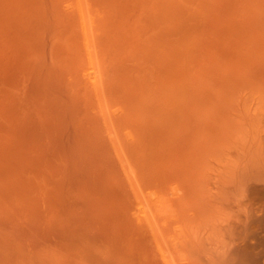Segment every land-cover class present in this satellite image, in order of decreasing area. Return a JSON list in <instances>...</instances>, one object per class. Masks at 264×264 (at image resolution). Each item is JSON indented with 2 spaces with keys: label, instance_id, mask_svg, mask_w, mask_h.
<instances>
[{
  "label": "bare ground",
  "instance_id": "obj_1",
  "mask_svg": "<svg viewBox=\"0 0 264 264\" xmlns=\"http://www.w3.org/2000/svg\"><path fill=\"white\" fill-rule=\"evenodd\" d=\"M111 1L112 0H0V28L3 27V31H5L4 28L5 29H7L9 27L11 28L13 25L17 24L18 25L17 29L19 30L17 33L20 36H23L24 40H26L25 36L34 38L33 40H35L36 37L42 35L41 36L43 38L42 42L45 43L46 40H47V43L48 42L52 43V42H54L56 40L55 41L57 43V44H55V46H56V45H58V42H59V41L57 42V40H60V38L63 35H65L66 33H72L73 30H74L73 28L77 27V30L81 34L80 38H81L82 41L79 42V44L80 43L82 44V45L80 44L81 50L83 51L82 53H84V55H82V57L85 56L86 62H87V66H86V63L84 65V66H86L85 70L83 71L84 72L83 73L84 80L80 79L82 81V83L79 84V85L84 90V86H82V85H84L83 81H88L89 83L88 82L87 83L89 85V88H91L90 85H92V88H94L95 91H96L95 93L97 95L100 94L101 96L104 95V98L109 93H113L114 95H116V93H117V90L115 88H114L115 90H113V89L111 90V88H112L111 85L112 84L110 82L109 83L111 85L109 87H107L108 90L106 89V86H104L106 80L110 81L108 79V77H107L108 76L107 74H109L111 72V70H109L108 68L106 70L105 62H104V56H105L106 60L109 59V56H107V55H108V52L110 50L109 47L112 46L111 45L112 42L110 43V41H109L110 31L114 30L113 27H110L111 22L113 23V26L116 25L115 28H116L117 31L121 29L120 31H118L119 33H121V35H124V33H126L127 35L126 34L125 35L128 36V37L130 35H129L128 30L126 28H128L129 26H130V29L137 28L138 29V33H140V31L144 32V30L146 32H148V31L151 32V33L150 32H148V33L144 32V35L145 34H147V35L150 34V36H152L156 32L155 36H152V37H154V40L156 38L155 42H157V40H161L160 44L162 45V39H158V38L159 37L163 38L164 41L169 46H172V48L175 49V51H177L178 50L177 48H179L180 44L183 43V39L185 37L187 38L189 36L188 34L192 33L191 30L193 28H194V31L196 29L198 31L199 28H200L199 31H201L202 29H206L207 26L212 28V29L206 30V31H210V33L207 32L208 34H210L209 35L210 39H208L209 36L207 38V40H208L207 44H205L206 42L204 41V39H202V37L199 34H197L198 36H196V37L200 36V38L204 42H202V41H197V42H201L202 46H206L207 45L206 47L209 48V52L210 53L214 52L215 56L213 58L208 57V54H207L208 51L205 50L204 47H200V44L198 45V44L192 43V40H191L190 43L186 44L187 46H184L183 44H182L183 47L180 46L181 49H183V50H181L178 53V57H181L182 55L186 54L187 47L188 48L190 47L192 49L193 52H191V54L194 53L195 56L192 55L193 56L192 57V61L193 62H191L192 64L191 63L189 64V62H188V68L194 67L193 69H195V71L193 69H191V70H193L192 71L193 72L192 75L194 77L189 79V80H187L188 79V77H187L186 79L183 80V81L187 80L186 82H183L182 80L180 81L179 79H177V80L174 79L176 77L180 78L179 75L176 76V77H175L174 74H173L174 76L172 75L173 79H172V82L170 84L173 85V83H176V87L179 86L178 89H177L178 91L175 92V90H173L175 92V95L173 94L172 89L170 90V87L171 88L174 87L173 89H176L175 86H172V85L170 86L169 85L170 87H167L166 85H164V82H163V85L165 86V87L163 86L164 87L163 89H164V91H167V93L164 92V91L163 92L166 93L167 95L168 94L171 95L170 91H172V96H174L173 99L176 97L175 100L171 99V102L174 101V105L172 104L173 106L171 105L170 100L167 101L168 103H170L172 108L170 106V108L168 109L169 106L164 104V101H166L167 99H164V100L162 99V93H156L155 94V92H154V95H155L154 96L153 93L151 92V95H153V97L152 96L150 97L151 98L150 101L154 100L153 102L157 105V107H158V105L161 104L160 106H161V108L164 110V112L166 114V115L164 114L163 110H161V108L159 106L158 107L159 111H161V113L165 115L164 119H163V122H164L163 125H161V123H160L161 122V118L157 114L155 116L159 117V118L156 119L158 121L155 120L153 123L158 122L160 124H157L156 126L153 125V124H148L147 120L148 121L150 120V115H151L150 109L152 110L153 102H151L152 104L147 102L146 101V99L148 100L147 97L144 100H141L142 96H140V99L139 98L137 99L138 101L141 100L139 102V104H141V102L142 103L144 102L143 103L144 107L146 106V104L148 105V103H149L148 106L149 107L151 106L149 108V110H148V108H146L147 106L144 109L145 111H147V112H145V116L146 117H147V115L150 114L148 116V118H146V122H147L149 127H147L145 125H142V126L138 125V127H139V129H138V127H137V125L135 123L137 122V124L138 123L140 124V122H139L138 119L136 121V118H134L135 122H133V124H135V125H133V124L131 125L129 123L130 126L124 120L120 121V119L122 120L123 118H125L126 116H129L130 114L131 115H135L137 113L138 114L137 116H140L141 118H142V116L140 114V111L138 109H136V107L134 108L135 105H132L133 102L130 101L131 99L129 98V96L124 97V100L125 99H129V101L126 100L127 101L126 103L130 102L131 104L128 103V105L127 104L124 105V103H120L119 101L117 102L118 97L116 95L113 99L116 98L115 101L117 102V104L118 103L120 104V107L118 106V107L115 108V106H114L113 107L114 109L112 108L111 110L110 109L105 110V106L109 107V105H107L109 102H107V101L110 99V103L113 102V99H111V97L114 96L113 94L112 95H108V96H110V98H108V96H107V99H108L107 101H106V99H104L107 102V104L104 105L103 107H102V105H103L102 104V100L103 99L100 100L101 99L100 96L98 97L99 98L98 99V101H99L98 103H99V105H101L99 108L101 109L102 118L104 120V123L106 124V128L108 126L109 128L113 127V129L112 130L110 129V131H109L108 128L107 129L105 128L104 124H103L104 128H102V126L100 125L101 124L100 123L101 120H99V124L97 123L98 120H96V121L93 120V121L97 123L98 127H99V125L101 126V127H99V129H103L102 132L105 133V130H108L106 132H108L107 135H109V139L110 140L108 138L107 139L109 141H111V143L113 144L112 145L110 143L112 145V147H114V149L116 150V153H117L116 155H118L117 157H120V155H121V153L119 154V152H120L119 149H123V150L124 149H126V150L129 149V151L131 153L133 152L132 155L135 156L136 153H134V152H139L137 149L138 148L141 149V147L146 146V145L149 146V147H154L155 150H156V148L157 149L159 148L160 150L159 149L158 150L162 154L164 153V156H167V158H165L166 161L164 160L165 162H167V164H164V166L167 165V167L165 166L166 168L163 169V170L165 171L166 174H168L170 176L169 178H170L171 181L168 180V179L167 180L165 179L167 177L164 176V172H163V174L161 173L158 176V178L160 177L161 180L156 178L157 177V173L156 172H155L156 176L153 177L154 176L153 173H154V171H156V169H154L155 165L154 166H149V165H153V164L150 163L148 165V161L146 163H147L148 167L154 169V171H152V174H150V173L148 174V177H149V175H152L153 179L156 178L155 180L156 181L159 180V182H160V181L163 180V178H161L163 176L164 179H165L164 180L165 183L167 181L169 183V181H170V183H169L170 186H165L168 183L164 185V181L162 182L163 184H161V182H160V184L159 183L155 184V185H158V187L154 186L156 188H159V190H160L159 186L160 185L161 186L164 185L167 189H169V191H168L169 192V196L168 197L166 196V198H165V195H161V194H160L161 196L160 195H156L157 192L155 193V190H149V192L151 191V193H149L148 195H150V194L152 195V192L154 191L153 192L154 195H152L154 197L151 196L153 200H151V202L149 204L145 205L143 203V200H140V198H142V197H139V195H138V199L140 200L139 202L136 201V203L138 204V208H136V205H135V208H136L135 210L136 211L133 210L134 212H136L135 213L136 216L133 214L134 217L136 218V220L138 218L139 222H142L143 224L147 225V227L150 229L152 238L154 240L153 242L155 244L154 246L157 247V249H156L158 251L157 254H159L158 256H160L162 264H191V263H194V262L196 264H264V0H219V1L218 0H216V1L215 0H210V2H208V0H207V4L205 2V4L203 6H207V9H209L208 10L209 13L213 9L212 10L213 13L211 12L212 15L210 13V15L213 16V17L211 18V16L208 15L209 13H207V11L205 12L203 10L205 13H207V16H209V18L207 19V16L204 15L205 16L204 23L202 22L200 24H196L199 20H197V22L194 23L195 19H201L200 16H199V18H197L198 17L197 14L198 15L202 14V16L204 14V13H202V10L200 11L201 12L200 14L197 11H195V10L198 9L197 8L199 6L198 4L202 5L201 3H203V2H200V0H141V2H142L141 4L144 5V9L146 10V14L145 15H147L146 16L147 20L150 17V16L148 17V14H151V17H150V21H151L150 25L151 26L149 27V29H148V25L149 24H147V25L145 24V23H147V20L146 19L143 20V18H145L144 13L142 12L143 14L142 13L140 14V12H141V10H139L140 0H135V1L133 0L134 2L131 1V3H133V4H130L133 7L129 5L131 8L129 6H126L127 7L126 9H129V8L132 9V8L137 7L138 8L137 11L139 13H137V11H136L137 8H135V11H133L132 13H130L131 11H126L124 9V12L126 11V14H125L126 16L124 17L125 19L127 17L129 18V15H131L133 13H135V14L137 13L135 15L136 17L134 16L132 18V22L134 20V24H131V25L129 24L128 21H126L127 24L125 23V21L124 22L120 21L121 16H118V17H120V19L117 20V18H116L117 15L116 14H118V13H116V12L123 13V12H121L122 7L118 5L119 8H117V7H115L116 5H114L115 3H113L112 7L114 6L115 8L114 7L111 8V3H112ZM115 1H117V0H115ZM122 1L126 2V0H121V2ZM15 2H16V4H14ZM109 3H110V7L108 6ZM118 4H119V2H118ZM215 5L217 6V8H216ZM106 7L107 8H111V11H113L112 9H115L112 12L113 15L115 14L114 17H110V14L108 15L109 17H107V15H106L107 12L106 11L108 9H106ZM214 7H215V9H214ZM193 8H195L194 11H193ZM201 8H203V7H201ZM218 10H221V11L218 12ZM111 11L108 10V13L111 12ZM147 12H148V14H147ZM195 13H197V14H195ZM220 13H222L221 14L222 16H219ZM121 15H123V14H121ZM134 18H137V19L135 20ZM138 19H139V22L137 23ZM21 20H22V23L24 24L22 29H21V27H19V25H21ZM115 20L118 21V22H115L117 24L114 25V21ZM129 20L131 21V19H129ZM121 22H123V23H121ZM140 22H141V24L143 23L142 26L144 25L143 26V30L141 29L142 26L140 25ZM123 24H124V26L126 24V26L125 27L121 26ZM135 24H137L136 27H135ZM203 25L205 26L204 28H203ZM196 26H197V28H196ZM146 27H147L148 31L146 29H144ZM201 27H202V29H201ZM10 28H9V30H10ZM17 29H16V31H17ZM139 29H140V31H139ZM12 30H14V29H12ZM122 30H123L124 33L121 32ZM1 31H2V29H1ZM10 31H8V32H10ZM206 31L204 30L202 34H205ZM11 32H13V31H11ZM131 32L134 33V34H132L130 36V37H134V39H135L134 41L139 39L138 37L142 36V34H138L136 30L135 31L133 30ZM143 32H141V33H143ZM152 32H153V34H152ZM4 34L5 33H3V35ZM16 34H15V36H16ZM3 35H1V36L3 37ZM7 35L11 36L10 33L7 34ZM4 36H6V35H4ZM9 38H7V39H9ZM200 38H198V39L201 40ZM7 39H6V41H7ZM145 39L146 38H142V42H141L142 46L144 47L143 50L147 49L145 46H146V44L148 42ZM187 39L189 40V38H187ZM0 40L2 42V38ZM105 40H107L109 42V47H107V48L104 47ZM110 40H111V38H110ZM38 41H40L39 38H38ZM115 41H113V44L115 46V49H117L116 47H118V45H115V43H117ZM4 42H2V44ZM9 42H11V40ZM30 42H28V44ZM61 42H63V40ZM143 42H146V44L143 43ZM155 42H153L152 44H154ZM165 42H163V44ZM185 42H187V41H185ZM23 43L24 42L22 41L21 44L23 45ZM26 43H27V41H26ZM5 44H6V46H8L7 49L3 48V46H2V48L5 49V51L6 50L8 51V48L10 46L7 45V42ZM39 44H40V42H39ZM19 45H18V47H20ZM24 45H25V43H24ZM32 45L30 46L31 48H32ZM128 45H132L131 42L128 43ZM27 46H26V49L29 48V46L28 47ZM40 46H41V44H40ZM47 46H48V44H47ZM47 46H44L45 47L44 49H46V51L49 50V48ZM61 46L62 45H60L59 47L61 48ZM134 46H135V44H134ZM137 46H138V44H136V47ZM142 46H140V47H142ZM149 46L151 47V45H149ZM35 47H37V45H35ZM53 47L54 46H52L51 49ZM150 47H148V49ZM193 47H195V49ZM197 47H199L198 50H196ZM62 48H64V47H62ZM168 48L169 47H166L164 49H167L169 51L170 49H168ZM14 49H15V45H14ZM16 49H18V48H16ZM115 49H114V52H115ZM148 49H147V51L144 50V52L147 53L149 51L151 53V49L154 50L152 52H155V53L157 52L153 48H150V50H148ZM164 49H163V51H164ZM201 49H204V50H201ZM18 50L23 51L24 49L22 50L21 47H20V49H18ZM30 50L28 52H30ZM56 50H58V51L55 53L56 55L54 54L55 55L54 57H56L57 55H59L61 53V52H59V48L58 47L56 48ZM118 50L120 51V49H117V51ZM12 51H15L14 53H16L15 58H17L19 53H21L19 51V53L17 54L16 50H12ZM12 51H10V52H12ZM25 51H24V53H25ZM37 51H38V47H37V50L33 52V54L35 52H37ZM51 51H54V49L51 50ZM111 51H113V50L111 49ZM202 51H205V52H202ZM43 52H44L43 54L45 55V51H43ZM66 52H67V49L64 48L62 53H66ZM68 52H67V55H68ZM149 52L147 53V55L150 54ZM188 52H190V51H188ZM47 53H48V55H51L53 52L51 53V52L48 51ZM57 53H59V54H57ZM142 53H143V51H142ZM155 53H154V55L151 54L150 60H154V59H151V58L153 56H155ZM27 54H29V53H27ZM31 54H32V52H31ZM80 54H79V56H80ZM120 54H121V56L118 55V57L119 58L121 57V60L119 58H117L118 59V63L120 62L119 65H117V67H121V62H123V61H124L123 65H125L126 62L131 63L130 60L128 61V60L125 59L126 56L123 53H120ZM165 54H166V52H165ZM165 54H164V57H165ZM29 55H26L27 59L30 56L33 57V58L35 56H37V55H34V56L33 55L29 56ZM123 55L125 57H123ZM160 55H162V53ZM41 56H42V54H41ZM51 56L53 57V54ZM149 56L150 55H148V57ZM20 57H22V55H20ZM24 57L25 56H23V58ZM43 57L44 56H42V59H43ZM54 57H53V59H54ZM82 57L80 56V58H82ZM107 57H108V59H107ZM110 57H112V56H110ZM166 57H167V55H166ZM166 57H165V59H166ZM59 58H60V55H59ZM71 58H73V57L71 56ZM77 58H78V56H77ZM157 58L159 59L160 56L157 57ZM163 58H162V60L159 59V60H161L160 63L164 62V61H166V63H167V60H163ZM173 58H172V56L169 58V59H172V61L170 60L171 63L168 61L169 64H167V65L161 64V65H163V68L165 66H168V65H172L169 68L174 67V65L175 66L178 65L176 67H181V68L185 67L184 70L187 69V64L186 63L182 64L183 60H182V62L180 61L181 64H179V63L177 64V63H173V60H174ZM60 59H61V61L58 59V57H56V60H55V62L57 63V65H56L57 69H59V66L60 67L62 66V65H60L58 63H60V62L64 63V61L62 60V57ZM112 59L117 61L114 57H112ZM184 59H186V58H184ZM18 60H19V58H18ZM50 60H51V58H50ZM57 60L59 62H57ZM72 60H74V59H72ZM150 60L148 59V61L146 60L145 62L144 61L140 62L139 59H138V61L140 63V64H138L137 63V58H136L135 64L136 63L138 64L137 65L138 68L136 66L137 69L135 68V66L133 64L134 62L131 63V64H133V66H134L133 68L136 69V71L139 70V69L140 70L144 69L142 71L145 72V71H148V64H149L148 62H151ZM26 61L27 60L25 58V62ZM66 61H68V60H66ZM69 61H71V59ZM184 62H185V60H184ZM19 63H16V64L19 66V65H21ZM21 63H24L23 60L21 61ZM193 63H195L196 65L192 66ZM5 65H6V63H5ZM38 65H36V67H38ZM114 65L116 66V63ZM139 65L143 66V68H141ZM146 65H147V67L145 68ZM200 65H204V67H201L198 70V67ZM1 66H2V64H1ZM50 66H51L50 68H52V65H50ZM41 68L42 67H40V69ZM53 68H55V67H53ZM77 68H78V65H77ZM77 68H76V70H77ZM113 68H116V67H113ZM166 68H168V67H165L163 70H166ZM23 69H25V68H23ZM73 69L75 70L74 66H73ZM118 69L119 68H117L116 70L113 69L115 72L112 71L111 74H110L111 76L109 77L110 79L114 80V81H112V83H114V85H116V82L118 80H120V79H117V77H116L117 75H119V71H117ZM145 69H147V70H145ZM8 70L9 69H7V71H5V72H7V74L10 72V70H9V72H8ZM25 70H26V74H27V69H25ZM48 70H50V69H48ZM12 71L15 72L14 70H12ZM107 71H108V73H107ZM123 71H124V68H123ZM123 71H120L121 73H120L119 76H121V78H123V75H124ZM0 72L4 73V70L0 71ZM19 72H21V71H19ZM41 72H42V70H41ZM59 72H61V74L63 73L61 70H59ZM68 72H69V70L66 71L67 77H68V74H67ZM76 72L78 73L79 71L77 70ZM167 72H169V75H171V70L170 71L168 70ZM177 72H174V70H173V73H177ZM10 73L13 74V76L15 75V73H12V72H10ZM23 73H24V71H23ZM77 73L75 75H78ZM113 73H114V75L116 73V76H113L112 75ZM140 73H142V72L140 71L138 73V75L142 76ZM162 73H164V71ZM7 74H5V78L3 80L0 79V83H1V80L3 82L5 79H7V76H8ZM38 74L40 75V73H38ZM51 74H53V73H51ZM121 74H123V75H121ZM134 74H131V75L134 76ZM3 75H1L0 78H3L2 77ZM69 75H71V74H69ZM164 75L165 74H163V76ZM166 75H167V73H166ZM169 75H167L165 78H170ZM9 76H10V74H9ZM13 76H12L13 79L11 77L10 78L13 81H15L16 78H14ZM17 76L20 78L19 75H17ZM143 76L146 77L147 74L143 75ZM64 77L66 78V76H64ZM64 77L62 79H64ZM76 77L77 76H75V78H74V76H73V79H75V81L77 80ZM79 77H80V75H79ZM113 77H115L117 81H115V78H113ZM70 78H71V76H70ZM147 78L150 79V80H147ZM152 78L153 77L150 78V76H148V77H146V81L150 82V83H148L149 86H151L152 88L153 87L155 88V86H153L154 85V83H153L154 79H152ZM165 78H164V80L166 82L167 80ZM135 79H137V78H135V76L131 77V81L133 82V84L136 83ZM21 80H23V79H21ZM30 80L31 79H29V81ZM72 80H70V84H71ZM121 80H123V79H121ZM169 80H171V79H169ZM32 81H33V79H32ZM75 81L72 82V85L74 84ZM16 82H18V81H16ZM23 82L27 83L25 81H23ZM31 82H29V83L32 84ZM53 82L55 83V81H53ZM63 82L60 81V83H63ZM66 82L68 84V78H67ZM179 82H181V83H179ZM10 83H12V82H10ZM24 83L21 82V85L24 84ZM33 83H35V81ZM87 83H85V84H87ZM152 83H153V85H151ZM3 85L5 86L4 83H3ZM6 85H8V84H6ZM15 85L17 86V83H15L14 86ZM41 85L43 86L44 82H43V84L41 83ZM54 85H56V84H54ZM72 85H71V88L73 90ZM79 85L78 84L76 86L74 85V87H76V88H74V90L78 91L77 93H79V90H80V87H78ZM19 86H20V84H19ZM37 86H40V85H37ZM47 86H50V85L48 84ZM119 86H124V85L119 83ZM138 86L139 85H134V90H132L130 88V90L133 91L135 93V95L137 93H138V95H141V92L143 93V90H145V88L143 89V86L140 85L142 87L141 90L139 88L140 86L139 87ZM6 87L7 86H5V88ZM85 87H87V85H85ZM136 87L139 90L136 89ZM9 88H11V87H9ZM26 88L27 87L25 86L24 91L27 90ZM39 88H38V90H39ZM4 89L2 90V93L3 92L5 93L8 90V89H5L6 91H4ZM68 89H67V91H68ZM77 89H79V90H77ZM88 89L86 91V95L89 94L88 96H90L91 95L90 94L91 91L88 93ZM127 89H128V91L126 90L124 96H126V94L127 95L129 94L128 93L129 92V87L128 86H127ZM135 89L138 92L135 91ZM9 90H11V89H9ZM13 90H15V89H13ZM56 90H58V89H56ZM18 91H19L20 94H21V92L23 93V91H20V90H18ZM40 91H42V89ZM145 91H144V93H145ZM16 92H17V90L15 91V93ZM2 93H1V95H2ZM10 93H12L10 96H12V97L15 96V94H13L14 92L10 91ZM27 93H28V91H27ZM27 93H26V91L24 92V94H27ZM36 93H38V92H36ZM43 93L46 94L44 91H43ZM55 93L61 95L60 91L58 93H57V91H55L54 93L52 92L51 94H55ZM68 93L71 94L73 92L70 93V91H68ZM144 93L142 95L145 97V96H147L146 93H148V91H146L145 94ZM18 94L15 96L16 98L19 96ZM28 94H30V93H28ZM48 94L49 93H47V96H50L49 99L52 98L51 95H48ZM69 94L67 95L68 97H69ZM92 94H94V93H92ZM138 95H136V96L138 97ZM44 96H46V95H44ZM23 97H25V96H23ZM74 97H73V100H75L76 97H78V96L76 95L75 99H74ZM79 97H82V96H79ZM14 98H12V99H14ZM19 98H21V97H19ZM29 98H30V96H29ZM29 98H27V101H28ZM152 98H154V99H152ZM21 99L23 100L25 98H21ZM67 99L65 100V102L70 101L71 98L69 100H67ZM161 99L163 100V102H162ZM8 100H9V98H8ZM30 100H33V99H30ZM96 100H97V98H96ZM96 100L94 99V101H96ZM155 100H157V101H155ZM50 101H53V100H50ZM115 101L113 103H115ZM3 102H4V100H3ZM39 102H41V101L39 100ZM53 102H55V101H53ZM81 102L83 103L84 101L81 100ZM157 102H159V103H157ZM161 102L163 103V105L167 106V108L165 106L163 108L162 107L163 105H162ZM8 103H10V102H8ZM8 103H6V104H8ZM21 103L24 104L23 101ZM41 103L43 105H45V107L48 106V105L44 104L43 101ZM96 103H97V101H96ZM13 104H14V102H13ZM17 104H14V105H17ZM27 104H29V103H27ZM31 104H32V102H31ZM33 104H34V107L36 105H38V104L35 105V103H33ZM77 104H79V103L77 102L76 105ZM129 104L132 105L131 108L133 110L129 109L130 108ZM143 104H141V105H143ZM66 105H67V103L65 104V107H66ZM76 105H75V108L77 107ZM79 105L81 106L79 108L82 109V105L83 104H79ZM113 105H115V104H113ZM113 105L111 104L110 107H112ZM18 106H20V105H17L15 107H18ZM40 106L41 105H39L37 107L40 108ZM67 106H69V105H67ZM91 106L94 107V105H91ZM121 106H123V107H121ZM125 106L128 107V109L124 108ZM28 107H30V106H28ZM8 108H6V109H8ZM11 108L13 109L14 106L11 107ZM23 108H21V109H23ZM59 108H61V107H59ZM79 108L77 107V109H79ZM84 108H85L84 112L81 110L82 115L85 112H86V115H87V113H88L86 111L87 108L85 106H84ZM103 108H104V110H103ZM14 109L16 110L17 108H14ZM61 109H59V111H63ZM67 109H69V108H67ZM91 109H92V107H91ZM154 109H155V107H154ZM165 109L166 110L168 109V110L166 111ZM71 110H72V108H71ZM97 110H99V109H97ZM17 111L18 112L20 111V113H21L22 110H20L18 108ZM91 111L94 114L93 110H91ZM137 111H139V112H137ZM2 112L3 111H1V113ZM71 112L72 111H70V113ZM98 112H100V111H97L96 113L98 114ZM153 112L156 113V110H154ZM27 113H30V112H27ZM31 113H32V111H31ZM40 113H41V115L39 113H38V115H40V119H41V117H44V116L42 114L43 112H40ZM92 113H90V114H92ZM16 114H17V112H16ZM16 114H15V117H16ZM22 114H24V113H22ZM71 114H69V115H71ZM1 115H2V118L5 116V115H3V113ZM1 115H0V117H1ZM24 115H18V117L21 118L20 116L24 117ZM29 115L30 114H28L27 119L31 118V116L29 117ZM44 115H45L46 120H47L48 116L50 117L49 114H47L48 116H46V114H44ZM84 115L82 117H84ZM36 116H37V114H36ZM96 116H98V115H96ZM11 117H13V115L10 116V118ZM74 117H75V114L73 115V118ZM5 118H6L5 120H8L7 117H5ZM19 118L17 120H20ZM61 118H62V116H61ZM61 118H59V119H61ZM79 118L80 117L76 118L77 121L78 120L80 121ZM88 118L89 117H87V119H86V117H85V119L89 121L90 118L89 119ZM3 119L0 118V122ZM23 119H21V120H23ZM36 119H39V116ZM68 119H70V118H68ZM130 119H133V118L130 117ZM5 120H3V121H5ZM49 120H51V119H49ZM82 120L83 119L81 118V121ZM3 121H2V123L7 124L6 121L5 122H3ZM13 121H14V118H13ZM25 121H27V120H25ZM25 121L23 123H20V124L24 125V123H26ZM30 121L33 122L32 119ZM57 121H58V119H57ZM114 121L115 122H119L120 121V123L124 122L125 125L127 124L129 126L128 127L126 125L127 128H130L131 126L135 127L133 131H130L131 129H129L128 132L125 133V131H124V133H123L124 135H126L127 140H125V141H127L128 144H127V142L126 143L124 142V139H126V138H124L123 140L120 141V139L117 137V131L116 132L114 131V127H115V125H113ZM9 122H8V125H10ZM15 122L17 123V121H15ZM83 122L84 121H82L80 123H83ZM90 122H88V124ZM101 122H103V121H101ZM2 123L0 124L1 126H2ZM28 123H29V120H28ZM37 123H39V122L37 121ZM44 123L45 122H43V124ZM47 123H45L46 124L45 126H47ZM52 123H53V121H52ZM55 123H56V121H55ZM64 123H65L64 126L67 125L66 124L67 122H64ZM80 123H78V124L81 125ZM120 123H118V124H120ZM142 123H144V122H142ZM43 124H41L42 128L41 127H39V128L44 132V129H45L44 127L45 126L43 127L42 126ZM59 124H62V123H59ZM107 124H109L110 126L107 125ZM111 124H112V126H111ZM17 125H18V123H17ZM68 125H69V123H68ZM74 125L76 126V124H74ZM92 125L94 126V124L91 123L90 126L92 127ZM158 125H161V126H158ZM30 126H33V125L31 124ZM64 126H63V128H64ZM83 126H84V124H83ZM14 127L16 128V126H13V130H14ZM69 127H72V126H69ZM46 128L47 129H45V132H47V130L51 131V132H47L48 134L52 133V131H54L53 129H56L54 127H53V129H51V126L50 127L47 126ZM77 128H78V126H77ZM124 128H123V130H124ZM17 129H19V127L16 128V131H17ZM34 129H35V127H34ZM68 129H70V128H68ZM85 129H86V127H85ZM87 129L89 130L91 128H87ZM0 130H2V129H0ZM66 130H67V127H66ZM91 130H89V131H91ZM94 130H96V129H94ZM116 130H118V129L116 128ZM3 131H5V133H6L5 129H3ZM3 131H2V134H3ZM59 131L60 130H58V134L55 133L56 134L55 141L59 139V137H57V135H59L61 133V132L59 133ZM63 131H64V129L62 130V132ZM84 131L85 130H83V133H85ZM7 132L9 133V129H8ZM22 132H25V129H22ZM36 132L38 133V130ZM36 132H35L34 137L36 136ZM45 132H44L45 135L42 133L43 136H47ZM70 132L73 133V131H70ZM86 132H87V130H86ZM100 132L101 131H99V133ZM12 133L13 132H10V134H11V135L9 134L10 137L13 135ZM14 133H17V132H15V130H14ZM71 133L68 134V136L70 135V137H71ZM81 133L82 132H80L79 134L76 133V134L79 135L78 139H80V140H82V138H80V137H82V136H80ZM25 134L21 135V138H20L21 140H22V137L25 138ZM123 134H120V135H123ZM16 135H14V136H16ZM65 135H67V134L65 133ZM105 135H106V133H105ZM52 136H54V135L52 134ZM63 136H64V132H63ZM68 136H67V138H68ZM85 136H86V133H85ZM87 136H88V134H87ZM90 136H92V135H89L88 138ZM10 137L8 138L6 136L7 139L11 140L13 136L11 138ZM29 137H33L32 134H31V136L29 135ZM64 137L61 138V141H64V139H63ZM1 138H2V136H1ZM14 138L15 137H13V141H15ZM37 138L39 140V138H43V137L41 135L40 137L38 136ZM51 138L53 139L54 137H49V139H51ZM90 138H92V137H90ZM120 138H123V137H120ZM18 139L15 142H18ZM85 139L86 138H84V142H87V141H85ZM30 140H32V139H30ZM45 140H46V142H49L48 141V137ZM108 140L105 141L103 139V140H100V141H102V143H103V141H105L104 143H106ZM0 141H2V139ZM40 141H43V139L40 140ZM44 142L45 141H43V144L46 143V142L45 143ZM58 142H59V140H58ZM2 143L0 142V145ZM49 143H52L53 147L55 146V145H53L52 141L49 142ZM59 143H61V142H59ZM88 143H90V142H88ZM9 144L12 145V141H11V143L9 142ZM40 144H41V142H40ZM57 144L58 143H56V145ZM110 144H109V147H110ZM3 145H5V144L3 143L1 147H3ZM6 145H7V143H6ZM69 145L71 146V144H69ZM79 145H80V143H79ZM123 145H125L124 147H127V148H124ZM8 147H9V145H8ZM24 147H25V145H24ZM30 147L32 148V145H30ZM48 147H50V146H48ZM48 147H47L46 150L55 149V148H48ZM74 147H76V145H74ZM92 147H93V145H92ZM106 147H104V149ZM17 148H20V147H17ZM17 148H15V150ZM25 148H24V151L28 147L26 149ZM144 148H146V147H144ZM13 149L12 150L10 149L11 152L8 149H6V150L4 149L2 151L5 153V151L8 150L9 151V152H7L8 155L9 154L12 155ZM40 149H43V147H41ZM81 149H82V147H81ZM18 150H20V149H18ZM123 150H121V151H123ZM21 151H20V153H21ZM80 151H82V150H80ZM152 151H153V149L151 150V157H152ZM15 152H17V150ZM64 152L65 151H63V153ZM69 152H71V151H69ZM83 152H85V151H83ZM112 152H114V151L112 150ZM124 152H125V150H124ZM7 153H6V155H7ZM40 153H43V152L40 151ZM74 153H75V151H74ZM82 153L80 155H82ZM94 153H95V151H94ZM19 154H16V155H19ZM21 154L19 156H21ZM84 154L85 153H83V155ZM88 154L89 153H87V155ZM123 154L126 157L127 162L123 161L125 164L124 163H121V164H123L124 166H127L128 163H130V161L132 159L130 160L128 158L129 156H127L126 153H123ZM8 155H7V157H8ZM97 155H98V153H97ZM13 156H14V154H13ZM13 156H11V158ZM89 156H91V154ZM100 156H101V153H100ZM4 157L6 158V156L0 157V160L2 158V160L4 161V159H5ZM14 157L17 158L16 156H14ZM23 157H24V155H23ZM51 157H52V155H51ZM74 157H75V155H74ZM88 157H86V158H88ZM101 157H99V158L102 159ZM135 157H138V156H135ZM8 158H6V159H8ZM20 158L19 157L17 158L18 161H19ZM52 158H54V156ZM77 158L79 159V157H77ZM121 158H123V157H121ZM149 158H150V156H149ZM149 158L147 160H149ZM156 158L157 157H155L153 159H156ZM55 159H53V160H55ZM72 159L74 160V162H76L74 158H72ZM78 159H77V161H78ZM124 159L125 158H123L121 160H124ZM89 160H91V159H89ZM121 160H120V162H121ZM128 160H129V162H128ZM3 161H0V162H3ZM15 162H16V160H15ZM131 162H133V161H131ZM154 162L156 163V161H154ZM3 163L5 164L6 161L3 162ZM22 163H23V161H22ZM29 163L31 164L30 161H29ZM29 163H27V164L30 165ZM34 163L36 165V161H34ZM98 163H100V161ZM126 163H127V165H126ZM144 163H145V161H144ZM158 163H159V160H158ZM0 164H2V163H0ZM44 164L45 163H43V168H45ZM53 164H55V163H53ZM67 164H68V162H67ZM76 165H77V163H76ZM23 166H25V165L23 164ZM38 166H40V165L38 164ZM48 166H50V165L48 164ZM48 166H46V167H48ZM129 166H131V168H132L134 165L132 163H130ZM144 166L145 165H143V167ZM20 167H22V166H20ZM31 167H33V166H31ZM56 167L59 168L58 166H56ZM2 168H4V167H2ZM11 168H13V169L14 168H18V166H16V167L12 166ZM22 168H24V167H22ZM25 168H26V166H25ZM83 168H85V167H83ZM7 169H10V168H7ZM4 170H6V169H4ZM10 170H8V171H10ZM29 170H30V168H29ZM40 170H41V168H40ZM82 170L85 171V169H82ZM141 170H142V168H141ZM147 170H150V169H147ZM20 171L23 174L25 172V171L22 172L23 170H20ZM36 171H38V170H36ZM55 171H56V168H55ZM135 171H136V169H135ZM2 172H3V169H1V172H0L1 175H2ZM18 172H19V169H18L17 173ZM26 172H28V170H26ZM45 172H47V171H45ZM133 172H134V170H133ZM17 173H14V174H17ZM39 173H41V172H39ZM147 173H146V175H147ZM159 173L160 172H158V174ZM29 174H30V171H29ZM43 174H45V176L47 175L46 173H43ZM52 174H54V173H52ZM64 174L65 173H63V176H61L62 174H60V176L63 179H64ZM138 174H139V172H138ZM127 175L128 174H126V176ZM8 176L6 175L5 177H8ZM18 176L14 175L13 177L14 178L15 177L18 178ZM126 176H125V178H127L128 176L132 177L131 175H128L127 177ZM24 177H25V175H24ZM34 177H35V175H34ZM8 178L11 179V177H8ZM14 178H13V180L12 179L11 180L14 181ZM17 178H15V179H17ZM19 178H20V176H19ZM53 178H55V180L57 179L56 176H54V177L52 176V179ZM62 178H60V180L59 179L58 180L61 181ZM149 178H146L148 180H146V181L144 180V181L145 182H149V184L152 183L154 185V183L156 181L154 182L152 180V182L150 183L151 180L149 181ZM0 179H2L1 176H0ZM46 179L42 180L44 182V185H45ZM141 179H142V183L144 184L143 178H141ZM37 180L39 181V179H37ZM133 180L134 179H132V178L130 179V181H129L130 185H131V182ZM51 181H53V180H51ZM62 181H61V184H62ZM125 181H127V180H125ZM26 182H28V180ZM26 182L24 184L27 187V186H29L28 185L29 183H27V185H26ZM47 183H49V182H47ZM54 183H56V182H54ZM57 184H60V182H58ZM125 184L127 185V183H125ZM132 184L134 186L132 189H134V188L136 189L137 187H135L134 182H132ZM138 184H139V182H138ZM1 185L2 184H0V186ZM6 185H5V187H3L4 186V184H3V186H1V187L4 188V189H0V191L1 190L5 191V195L9 192L8 190H5V189H7L6 187H8ZM50 185L51 184H49V186ZM142 185L139 184L140 187ZM17 186L18 187H16V188L18 190L20 186L18 184H17ZM10 187L15 188V186H11V185H10ZM21 187H20V189H23ZM29 187L32 188L31 185ZM62 187H63V185L59 186V188H62ZM143 187H141V188H143ZM148 187L151 189L152 186H148ZM46 188H47V190L49 189L48 187H46ZM91 189H89V190H91ZM143 189H145V187ZM27 190H29V189H27ZM40 190H42V189H40ZM6 191H8V192H6ZM33 191H34V187H33ZM50 191H52V190H50ZM134 191H136V193H138V194H139V192L140 193H142V192L144 193L143 190L142 191L139 190V192H138L137 189H136ZM156 191H157V189H156ZM27 192L24 191L23 193H27ZM55 192H53V193H55ZM62 192H64V191H62ZM146 192L148 193V191H146ZM159 192L161 193L162 191L160 190ZM9 193H11V195L13 194L12 192H9ZM16 193L18 194V192H15L14 198H16V195H17ZM56 193H58V191ZM164 193L166 194V192H164ZM86 194H87V192H86ZM28 195H29V196H27L28 197V202H30L29 199H31V197H32V200H33V197H34L33 195L34 194L31 195L29 193ZM30 195H31V197H30ZM58 195L59 194H57V196ZM88 195L90 196V193ZM25 196L26 195H22V196L20 195L21 198L26 200L27 198ZM44 196L46 197L47 195H44ZM17 197H19V196H17ZM14 198H12L13 201H14ZM38 198H41V196L40 197L38 196ZM52 198H53V196H52ZM35 199H37V198L35 197L34 200ZM48 199L50 200L51 198H49V196H48ZM1 200H2V198L0 199V201ZM19 200H22V199H19ZM49 200H47V201H49ZM52 200L54 201V199H52ZM52 200H51V202H52ZM60 200H62V199L60 198ZM145 201L146 200H144V202ZM38 202H37V204H38ZM40 202H41V204H43L42 201H40ZM64 202H65V199H64L63 203ZM5 203H6V201H5ZM10 203L12 204V202H10ZM14 203H15V205L17 204V202H14ZM20 203H21V201H20ZM1 204H2V201H1ZM6 204H9V203H6ZM23 204H25V203H23ZM41 204H39L40 207H41ZM56 204H57V202H56ZM18 205H19V203H18ZM21 205H22V203H21ZM27 205H28V203H27ZM27 205H26V207H28V206H30L32 208L34 207V212H35L36 209H38V208L35 207V203H33L34 206L33 205L32 206L31 205L27 206ZM39 205H38V207H39ZM11 206H10V208L13 207V206L12 207ZM51 206L54 207V204L51 205ZM55 206H57V205H55ZM67 206H69L68 203H67ZM8 207H9V205H8ZM23 207H24V205H23ZM30 207H29V209H30ZM40 207H39V209H40ZM65 207H63V208H65ZM56 208L59 210V207H56ZM61 209H62V207H61ZM0 210H1V208H0ZM9 210H11V209H9ZM64 210H60V211H57V212H61V211H64ZM8 212H10V211H8ZM11 212H12V210H11ZM28 212H29V210H28ZM31 212H33V210ZM36 212H35V215H36ZM43 212H45V211H42V213ZM5 213H6V211H5ZM42 213H41V215H42ZM62 213H65V212H62ZM21 214L22 213H20V216H21ZM76 214L77 213L72 214V216H74V215L76 216ZM0 215H4V214L2 213ZM9 215H10V213H9ZM31 215H33V213L32 214L30 213L29 216H31ZM35 215H33V216H35ZM33 216L31 218H29L30 220L29 219L28 220L25 219V221H27V223L29 221L31 222V219L34 220ZM44 216H46V215H44ZM66 216H70L69 213L66 212ZM3 217H5V216H3ZM3 217L1 216L0 220ZM28 217L26 216V218H28ZM18 218L16 217V220ZM22 218L24 220V217H22ZM67 218L65 217L64 221H66ZM74 218H71V219L73 220ZM160 218L163 219V220L161 219L162 222H160ZM4 219H7V217H5ZM71 219L68 218V220H71ZM75 219L77 220V218H75ZM13 220H15V219H13ZM3 221L1 220V222H3ZM33 222H36V220L33 221ZM32 223L30 224V226L32 225ZM36 223H38V222H36ZM3 224H1V225H3ZM34 224L35 223H33V225ZM3 226H7V225H3ZM8 226L10 227V225H8ZM169 226H170V228L172 226V228H171V230H169V231L167 230L166 231L167 232V236H166V234H165L166 232L164 233L163 230L164 229L166 230V228L169 227ZM33 227L35 228L36 225L33 226ZM33 227L31 229L35 230ZM10 228H9V230H10ZM170 228H168V229H170ZM2 229L0 230V233H1ZM5 229L8 230L7 227ZM3 231H4V229H3ZM4 235H5V233H4ZM2 237H3V235H1V238ZM73 237L71 236V238H73ZM166 237H168V238H166ZM4 238H5V236H4ZM2 239L0 240V243L2 241H4ZM3 245H4V243L1 244V246H3ZM179 251H182V254H183V252H185V253L183 254V256L181 258L179 257L180 259H178V260H180V262L179 261L177 262V259H175V257H174L175 255L174 254L176 252H179ZM0 252L3 253L4 250L2 252L1 249H0ZM178 255H180V253Z\"/></svg>",
  "mask_w": 264,
  "mask_h": 264
},
{
  "label": "rangeland",
  "instance_id": "obj_2",
  "mask_svg": "<svg viewBox=\"0 0 264 264\" xmlns=\"http://www.w3.org/2000/svg\"><path fill=\"white\" fill-rule=\"evenodd\" d=\"M115 0H112L111 2V8H113L112 7V5H113V3H115L114 5H116L115 7H117V8H119V6H121L122 7V10H121V12H123V13H119V12H116V13H118V14H116L117 16H116V18H117V20L118 19H120V17H118V16H121V19H120V21H125V23L127 24V22L126 21H128L129 22V24L131 25V24H134V20H133V22H132V18L137 14V13H139L137 10H138V8L137 7H135V8H137L136 9V11H137V13L135 14V13H133V14H131V15H129V18L127 17L126 19L124 18L126 15V11H131L130 13H132L133 11H135V8H132V9H130L131 7L130 6H132V5H130V4H133V3H131V1H133V0H126V2H124V1H122L121 2V0H117V1H115ZM135 1V0H134ZM133 1V2H134ZM216 1V0H215ZM219 1V0H218ZM118 2H119V4H118ZM139 2V1H138ZM200 2H203V3H201L202 5H200V4H198L197 6V10H195V8H193V11L195 10V11H197L199 14L201 13L200 11L202 10V13H204L203 14V16L205 15V16H207V13H209L208 12V10L209 9H207V6H203L204 4H205V2H206V4H207V0H200ZM208 2H210V0H208ZM221 2V1H220ZM142 2H141V0H140V3H139V10H141V12H140V14L143 12L144 13V15L146 14V10L144 9V5L143 4H141ZM14 4H16V2L14 3ZM123 4V5H122ZM126 4V5H125ZM119 5V6H118ZM130 5V6H129ZM137 5V4H136ZM109 7H110V3H109V5H108ZM107 6V7H108ZM126 6H129L130 8L129 9H126L127 7ZM135 6V5H134ZM138 6V5H137ZM216 6V5H215ZM106 7V9H108L109 11H111V8H107ZM114 7V8H115ZM133 7V6H132ZM200 7V8H199ZM201 7H203V8H201ZM207 10H206V9ZM216 8H217V6H216ZM124 9L126 10L125 12H124ZM212 9V8H211ZM214 9H215V7H214ZM108 10L106 11L107 12V17H109L108 15L110 14V17H114V15H113V11L115 10V9H112L113 11H111V12H109L108 13ZM206 12L207 11V13H205L204 11ZM213 10V9H212ZM211 10V12L213 13V11ZM221 10H218V12H220ZM210 12V13H211ZM129 13V12H128ZM129 13V14H130ZM142 13V14H143ZM210 13L208 14L209 16H211L212 15V13H211V15H210ZM121 14H123V15H121ZM147 14H148V12H147ZM195 14H197V13H195ZM222 13H220V15L219 16H222L221 15ZM112 15V16H111ZM128 15V14H127ZM138 16V15H137ZM146 16L147 15H145V18H143V20L144 19H146ZM151 17V14H148V17ZM197 18H199V16H200V18L201 19H195L194 20V23L195 22H197V20H199L196 24H200V23H204V18H205V16L203 17L202 16V14H200V15H198L197 14ZM202 16V17H201ZM209 16H207V19L209 18ZM131 17V18H130ZM136 17V16H135ZM143 17V16H142ZM150 17L148 18V20H147V23H145L146 25L147 24H149L148 25V29H149V27L151 26L150 24H151V21H150ZM213 16H211V18H212ZM138 18V17H137ZM137 18H134L135 20L137 19ZM129 19H131V21L129 20ZM142 20V21H143ZM206 20V19H205ZM24 21V20H23ZM141 21V20H140ZM20 22V21H19ZM115 22H118V21H114V25L115 24H117V23H115ZM123 22H121V23H123ZM139 22V19L137 20V23ZM145 22V21H144ZM149 22V23H148ZM119 24V23H118ZM126 24H125V26H126ZM143 24V23H142ZM142 24H141V22H140V25L142 26ZM23 23H22V20H21V25H19V27H21V29H22V27H23ZM136 25L137 24H135V27H136ZM15 26V27H14ZM116 26V25H115ZM115 26H113V23L111 22V24H110V27H113L114 28V30H111L110 31V37H109V41H110V43L112 42V48L111 47H109V42L107 41V40H105V43H104V47H109V52H108V55L107 56H109V59H108V57H107V59L109 60H106V58H105V56H104V62H105V67H106V70H107V68L109 69V70H111V72L112 71H114L113 69H117V68H119L117 71H119V75H120V71H123V68H124V71H123V74H121V75H123V78H121V76H119V75H117L116 76V73H115V75H114V73L112 74L113 76H116L117 77V79H123V80H116V78L115 77H113V78H115V81H117L116 82V85H114V83H112V81H114L113 79H110L109 77L111 76L110 74H111V72L109 73V74H107L108 76V79L110 80V81H108V80H106V82H105V85L104 86H106V89L108 90V88L107 87H109L111 84V90L113 89V90H117V93H116V95H117V97H118V99H117V102L119 101L120 103H124V105H128V103H130V102H128V103H126L127 101L126 100H128L129 101V99H125L124 100V97H127V96H129V98L131 99L130 101L131 102H133L132 103V105H135L134 106V108L136 107V109H138L139 111H140V114H141V116H142V118L140 117V116H137L138 114L136 113L135 115H129L131 118H133V119H130V117L129 116H126L125 118H123L122 120L120 119V121H125L126 123H128V125H129V123L132 125L133 124V122H135V120H134V118H136V121H137V119L139 120V122H140V124L138 123L137 124V122L135 123L136 125H137V127H138V125H145V126H147V127H149L148 126V124H153V125H157V124H160L161 123V125H163V119H164V116L166 115L165 114V112H164V110L161 108V104L160 105H158V107L160 106V108H161V110H163V112H164V114H162L161 113V111H159V109H158V107H157V105L153 102V101H150V97L152 96L153 97V95H154V92H155V94L156 93H162V99L164 100V99H167L166 101H164V104L165 105H167V106H169L168 107V109L170 108V106L173 104L174 105V101L173 102H171V99H173V97L174 96H172V91L173 90H175V92L176 91H178L177 89H178V87H176V83H173V85L172 84H170L171 82H172V77L175 75V77L176 76H180V78H174V79H179L180 81L182 80H184V79H186L187 77H188V79L187 80H189V79H191V78H193L194 76L192 75L193 74V70L195 71V69H193L194 67H192V68H188V62H189V64L191 63V62H193L192 61V55H194V53L193 54H191V52H193L192 51V49L189 47H187V52H186V54L185 55H180L181 57H178V53L181 51V50H183V49H181V47H183V45L184 46H187L186 44L187 43H190L191 42V40H192V43H195V44H200V47H204L205 48V50H207L206 52H207V54H208V57H211V58H213L214 56H215V54H214V52H209V48L208 47H206V46H202L201 45V42H197V41H202V39H204V41L206 42L205 44H207V42H208V40H207V38H208V36L210 35V34H208L207 32H209L210 33V31H206V30H208V29H212V28H210L209 26H207V28L206 29H202V27H201V29L204 31H206L205 32V34H202L203 33V31L201 30V31H199L200 30V28H199V32L197 31V29L194 31V28L191 30V34H188L187 36V38H189V40L185 37L184 39H183V45L182 44H180V46H179V48H177L178 50L177 51H175V49H173L172 48V46H169L165 41H164V39L163 38H158V39H162V45L160 44L161 42V40H157V42H155V40H156V38H155V40H154V37H152V36H155V34H156V32L154 33V35H152L153 34V32H152V36H150V34L149 35H147V34H145L144 35V32H146L145 30H144V32L143 31H140V29H139V31H140V33H138V29L137 28H132V29H130V26L128 27V28H126L127 30H128V33H129V35L131 36L132 34H134L133 32H131V31H137V33L138 34H142V36L141 37H138L139 39H137L136 41H134L135 39H134V37H128V36H126L127 34L126 33H124L123 32V30L121 31V32H123L124 33V35H121V33H119L118 31H120V30H116V28H115ZM120 26V25H119ZM121 26H124V24L123 25H121ZM120 26V27H121ZM124 26V27H125ZM144 26V25H143ZM143 26H142V30H143ZM132 27V26H131ZM134 27V26H133ZM205 26L203 25V28H204ZM10 28V27H9ZM9 28H7V29H5L4 28V30L6 31H3V27L2 28H0V31H1V29H2V31L0 32V37L2 38V42H4L3 44H2V42H1V40H0V63L2 64V66H1V64H0V71H3L4 70V73L5 74H7V72H5V71H7V69H9L10 70V72H12V73H15V75L13 76V74H11L10 72H9V70H8V76H7V79H5L3 82H2V80L5 78V74L4 73H1L0 72V77H1V75H3L2 77L3 78H0V79H2L1 80V83H0V92L2 93V90L5 88V86H7L5 89H8L7 91L4 89V91H6L5 93L3 92L2 93V95H1V93H0V115L3 113V115H5L3 118H2V115H1V119H3V120H5L6 118L5 117H7L8 118V120L10 121H8V120H5L6 121V123L7 124H5V123H2V121L0 122V124L2 123V126L0 125V129H2V130H0L1 132H0V135L2 134V131H3V129H5L6 130V133H5V131H3V134L1 135L2 136V138H1V136H0V138L2 139V141H0L1 143L3 142L5 145H3V147H1L2 146V144L0 145V157H3V156H6V158H8V159H6L5 157V159H4V161L2 160V158H1V160L0 161H3V162H5L6 161V163L4 164L3 162H0V163H2V164H0V172H1V169H3V172H2V175L0 174V176H1V178L2 179H0V184H2L1 186H3V184H4V186L3 187H5V185L6 186H8V187H6L7 189H5V190H8L9 192H12L13 194L11 195V193H9L8 191H6V192H8L6 195H5V191L4 190H1L0 191V199L2 198V204H1V201H0V208H1V210H0V214H4V215H0V217L2 216H5V217H7V219H4L5 217H3V218H1V220L3 221V222H1V220H0V223L1 224H3V225H7V226H3V225H1L0 224V228L2 229H4V231H3V229H2V231H1V233H0V240L2 239V240H4V241H2L1 243H0V249H1V251L3 252V250H4V252L3 253H1L0 252V264H162L161 263V259H160V256H158L159 254H157L158 253V251L156 250L157 249V247L156 246H154L155 244H154V240H153V238H152V235H151V231H150V229L147 227V225H145V224H143L142 222H139V219L137 218V220H136V218L134 217V215L136 216V212H134L133 210H135L136 208H138V204L136 203V201H140V200H143V203L145 204V205H147V204H149L150 202H151V200H153L152 199V197H154V196H152V195H154L153 194V192H152V195L150 194V195H148L149 193H151V191L149 192V190H155V193L157 192V194L156 195H165V198H166V196L168 197L169 196V189H167L165 186H170V176L168 175V174H166L165 173V171L163 170V169H165L166 167H167V165H165L164 166V164H167V162H165L166 160H165V158H167V156H164V153L162 154L157 148H156V150H155V148L154 147H149V146H143V147H141V149L140 148H138L137 150L140 152H134V153H136L135 154V156H138V157H135V156H133L132 154H133V152L131 153L130 151H129V149L128 150H126V149H124L125 150V152H124V150L123 149H119V154L121 153V155H120V157H117L118 155H116L117 153H116V150L114 149V147H112V143H111V141H109L110 139H109V135H107V133L108 132H106V131H108V130H105V133H106V135H105V133L104 132H102V130L103 129H99V127H101L102 126V128H104V126H103V124L105 125V128H106V124L104 123V120H103V118H102V113H101V109L99 108L101 105H99V101H98V97L100 96V100H102V107L104 106V105H106L107 104V102H109L107 105H109V107H106L105 106V110H107V109H112L114 106H115V108L116 107H120V104L118 105L117 104V102L115 101V99H113L116 95H114L113 93H109V94H107V96L108 95H114L113 97H111V99H113V102L115 101V103H113L112 101V103H110V99L108 100L107 99V96H105V98H104V95H97L95 92V89L94 88H92V85H90V87L91 88H89V85H88V81H83V84L84 85H82V86H84V90L80 87V85L79 84H81L82 83V81L80 80V79H82V80H84V78H83V71L85 70V68H86V66H87V62H86V58H85V56H83L82 57V55H84V53H82L83 51L81 50V46H80V44H79V42H81L82 40H81V34L79 33V31L77 30V27H74L73 29V32L72 33H66L65 35H63L61 38H60V40L62 41L63 40V42H61L60 40H57V42H58V45H56L55 46V44H57L55 41L54 42H48L47 43V40H46V42L44 43V42H42V35L41 36H38V37H36L35 38V40H33L34 38H31V37H26L25 36V39L26 40H24V37L23 36H20L17 32L19 31L17 28H18V25L16 24V25H13L11 28H10V30L11 31H13V32H11L10 30H9ZM112 28V29H113ZM196 28H197V26H196ZM12 29H14V30H12ZM16 29H17V31H16ZM124 29V28H123ZM144 29H146L147 30V27L146 28H144ZM8 31H10V32H8ZM125 31V30H124ZM148 31V30H147ZM157 31V30H156ZM17 34H16V33ZM126 32V31H125ZM141 32H143V33H141ZM148 32H150V31H148ZM148 32H146V33H148ZM3 33H5L4 35H6V36H4L3 35ZM10 33V35L11 36H9V35H7V34H9ZM16 34V36H15V34ZM136 33V32H135ZM136 33V34H137ZM151 33V32H150ZM126 34V35H125ZM197 34H199L201 37H202V39L200 38V36L199 37H196V36H198ZM216 34V33H215ZM1 35H3V37L1 36ZM10 38H9V37ZM134 36V35H133ZM140 36V35H139ZM193 38H192V37ZM204 36V37H203ZM212 36V35H211ZM16 37V38H15ZM79 37V38H78ZM191 37V38H190ZM0 38V39H1ZM7 38H9V39H7ZM12 38V39H11ZM15 38V39H14ZM38 38H39V40L40 41H38ZM41 38V39H40ZM64 38V39H63ZM110 38H111V40H110ZM142 38H146L145 40L149 43H147L146 44V42H143V43H145L146 44V48L148 49V47H150L149 45H151V47L150 48H153V49H155V51H157L156 53L155 52H152V51H154V50H152L151 49V53L150 54H148V55H150L149 57H148V55H147V53H145L144 52V50L145 51H147V49H144L143 50V46H142ZM198 38H200L201 40H199ZM214 38V37H213ZM6 39H7V41H6ZM32 39V40H31ZM197 39V40H196ZM208 39H210V36H209V38ZM4 40V41H3ZM11 40V42H9V41ZM116 40V41H115ZM13 41V42H12ZM22 41L25 43V45H24V43H23V45L21 44L22 43ZM26 41H27V43H26ZM32 43H31V42ZM113 41H115V42H117V43H115V45H118V47H116L117 49H120V51L118 50L117 51V49H115V46H114V44H113ZM185 41H187V42H185ZM194 41V42H193ZM204 41H202V42H204ZM7 42V45H9L10 47L8 48V51L6 52L5 51V49H7V47L8 46H6V43ZM28 42H30L29 44H28ZM35 42V43H34ZM39 42H40V44H41V46H40V44H39ZM74 42V43H73ZM119 42V43H118ZM131 42V44L133 45H128V43H130ZM151 42V43H150ZM153 42H155L154 44H152ZM163 42H165L164 44H163ZM9 43V44H8ZM20 45H19V44ZM34 43V44H33ZM51 43V44H50ZM78 43V44H77ZM185 43V44H184ZM17 44V45H16ZM29 46V48H27L26 49V46L27 45ZM34 46H33V45ZM45 44V45H44ZM47 44H48V46H47ZM50 44V45H49ZM74 44V45H73ZM127 44V45H126ZM134 44H135V46H134ZM136 44H138V46L136 47ZM141 44V45H140ZM160 44V45H159ZM167 44V45H166ZM204 44V43H203ZM14 45H15V49H14ZM18 45L21 47V49L23 50V51H21V50H18V49H20V47H18ZM32 45V48L30 47ZM35 45H37V47H38V51L37 52H35L34 54H33V52L34 51H36L37 50V47H35ZM60 45H62L61 46V48L59 47ZM66 45V46H65ZM82 45V44H81ZM2 46H3V48H5V49H3L2 48ZM27 46V47H28ZM44 46H47L48 48H49V52H53L52 54H53V57L56 55L55 53L58 51V50H56V48L58 47L59 48V52H61L60 54L59 53H57V54H59L60 55V58L62 57V60L64 61V63L63 62H60V63H58V64H60V65H62L61 67L59 66V69H57V63L55 62V60H56V57H58V59L61 61V59L59 58V55H57L56 57H54V59H53V57L51 56V55H48V51H46V49H44L45 47ZM52 46H54L52 49H51V47ZM140 46H142V47H140ZM148 46V47H147ZM62 47H64L65 49H67V52H68V55H67V52L66 53H62V51H63V49L64 48H62ZM67 47V48H66ZM128 47V48H127ZM161 47V48H160ZM166 47H169L168 49H170L169 51L167 50V49H164V48H166ZM13 48V49H12ZM16 48H18V49H16ZM77 50H76V49ZM150 48L148 49V50H150ZM194 49H195V47H193ZM198 48L199 47H197L196 48V50H198ZM32 51H31V50ZM54 49V51H51V50H53ZM61 49V50H60ZM111 49L113 50V51H111ZM114 49H115V52H114ZM163 49H164V51H163ZM193 49V50H194ZM12 50H18L17 51V54L19 53V51L21 52V53H19V55L17 56V58H15V56H16V53H14L15 51H12ZM26 50V51H25ZM30 50V52H28ZM34 50V51H33ZM41 50V51H40ZM80 50V51H79ZM169 52H167V51ZM201 50H204V49H201ZM200 50V51H201ZM2 51V52H1ZM10 51H12V52H10ZM24 51H25V53H24ZM43 51H45V55L43 54L44 52ZM73 51V52H72ZM138 51V52H137ZM142 51H143V53H142ZM188 51H190V52H188ZM195 51V50H194ZM6 52V53H5ZM31 52H32V54H31ZM165 52H166V54H165ZM175 52V53H174ZM196 52V51H195ZM202 52H205V51H202ZM2 53V54H1ZM27 53H29L30 55H37V56H35L34 58L36 59H34L33 57H31L29 54H27ZM40 55H39V54ZM76 53V54H75ZM81 53V54H80ZM120 53H123L124 55H123V57H125V59L126 60H130L131 61V63H133L134 64V66H135V68H136V66L138 65V64H140L139 63V61L140 62H142V61H148V59L150 60V57H151V54H153L154 55V53H155V56H153L151 59H154V60H150L151 62H148L149 64H148V71H145V72H143L142 70H144V69H142V70H140L142 73H140L142 76L143 75H146L147 74V76L146 77H148V76H150V78L151 77H153L152 79H154V85H153V83L151 84V85H153V86H155V88L153 87H151V86H149V84L148 83H150L149 81L147 82L146 81V77H142V76H139L138 75V73L140 72L139 70H137L136 71V69L138 68V66H137V68L136 69H134L133 67V64H131V63H129V62H126V64L125 65H123V62H121V67H117V65H119V63H118V59L117 58H119L118 57V55L119 56H121V54ZM134 55H133V54ZM145 53V54H144ZM162 53V55H160ZM14 54V55H13ZM41 54H42V56H44L43 57V59H42V56H41ZM47 54V55H46ZM50 54V53H49ZM55 54V55H54ZM63 54V55H62ZM79 54H80V56L82 57V58H80V56H79ZM164 54H165V57H166V55H167V57H166V59H165V57H164ZM206 54V55H207ZM4 55V56H3ZM20 55H22V57H20ZM26 55H29L30 57V59L28 58L27 59V56ZM23 56H25L24 58H23ZM41 56V57H40ZM50 56V57H49ZM71 56L73 57V58H71ZM77 56H78V58H77ZM110 56H112V57H114L117 61H115L114 59H112V57H110ZM160 56V58L159 59H161L162 60V58H163V60H167V63H166V61H164V62H161L160 63V61L161 60H159L157 57H159ZM172 56V58L174 59L173 60V63H179V64H181V62H182V60H183V63L182 64H184V63H186L187 64V69L186 70H184V68H181V67H176V66H178V65H174V67H172V68H169L170 66H172V65H168V66H165V67H168V68H166V70L168 69L169 71L171 70V75H169V72H167L166 70H163L164 68H163V65H167V64H169V62L171 63V61H172V59H169L170 57ZM195 56V55H194ZM203 56V55H202ZM2 57V58H1ZM11 57V58H10ZM38 57V58H37ZM40 57V58H39ZM67 57V58H66ZM162 57V58H161ZM183 57V58H182ZM207 57V58H208ZM13 58V59H12ZM18 58H19V60H18ZM25 58H26V62H25ZM50 58H51V60H50ZM65 58V59H64ZM71 59V61H69L70 59ZM136 58H137V63L135 64V60H136ZM147 58V59H146ZM182 58V59H181ZM184 58H186V59H184ZM196 58V57H195ZM204 58V57H203ZM2 59V60H1ZM39 59V60H38ZM48 59V60H47ZM72 59H74V60H72ZM81 59V60H80ZM120 60H121V57L119 58ZM124 59V58H123ZM138 59H139V61H138ZM169 59V60H168ZM178 59V60H177ZM197 59V58H196ZM206 59V58H205ZM13 60V61H12ZM18 60V61H17ZM23 60V62L24 63H21V61ZM43 60V61H42ZM54 60V61H53ZM66 60H68V61H66ZM125 60V61H126ZM171 60V61H170ZM177 60V61H176ZM184 60H185V62H184ZM200 60V59H199ZM211 60V59H210ZM40 61V62H39ZM51 61V62H50ZM76 61V62H75ZM115 61V62H114ZM169 61V62H168ZM181 61V62H180ZM205 61V60H204ZM207 61V60H206ZM20 62V63H19ZM42 62V63H41ZM57 62H59L58 60H57ZM78 62V63H77ZM156 62V63H155ZM203 62V61H202ZM201 62V63H202ZM5 63H6V65H5ZM12 63V64H11ZM16 63H19V64H21V65H17ZM71 63V64H70ZM85 63H86V66H84L85 65ZM107 63V64H106ZM116 63V66L114 65ZM155 63V64H154ZM198 63V62H197ZM207 63V62H206ZM39 64V65H38ZM42 64V65H41ZM68 64V65H67ZM70 64V65H69ZM111 66H110V65ZM142 64V63H141ZM161 64H163V65H161ZM192 64V63H191ZM36 65H38V67H36ZM50 65H52V68H50L51 66ZM77 65H78V68H77ZM196 64L195 63H193V65L192 66H195ZM198 65V64H197ZM206 65V64H205ZM6 66V67H5ZM42 67L41 69H40V67ZM45 66V67H44ZM73 66H74V68H75V70H76V68H77V70L79 71L78 73L73 69ZM76 66V67H75ZM126 66V67H125ZM141 68H143V66H141V65H139ZM182 66V65H181ZM5 67V68H4ZM44 67V68H43ZM49 67V68H48ZM53 67H55V68H53ZM72 67V68H71ZM113 67H116V68H113ZM139 67V68H140ZM147 67V65L145 66V68ZM201 67H204V65H200L199 67H198V70L201 68ZM3 68V69H2ZM23 68H25V69H27V74H26V70L25 69H23ZM113 68V69H112ZM44 69V70H43ZM48 69H50V70H48ZM53 69V70H52ZM121 69V70H120ZM134 69V70H133ZM158 69V70H157ZM191 69H193V70H191ZM12 70H14L15 72H13ZM40 70V71H39ZM41 70H42V72H41ZM59 70H61L63 73V75L61 74V72H59ZM67 70H69V72L67 73L68 74V77H67V75H66V71ZM145 70H147V69H145ZM173 70H174V72H177V73H173ZM197 70V71H198ZM19 71H21V72H19ZM23 71H24V73L26 74H24L23 73ZM54 71V72H53ZM78 74V75H75L76 73ZM160 71V72H159ZM164 71V73H162ZM166 71V72H165ZM37 72V73H36ZM81 72V73H80ZM115 72V71H114ZM136 72V73H135ZM159 72V73H158ZM180 72V73H179ZM23 73V74H22ZM38 73H40V75L38 74ZM51 73H53V74H51ZM80 73V74H79ZM107 73H108V71H107ZM135 73V74H134ZM166 73H167V75H169L170 76V78H165L167 75H166ZM197 73V72H196ZM9 74H10V76H9ZM59 74V75H58ZM69 74H71V75H69ZM131 74H134V76H135V78H137V79H135L136 80V83H134L133 84V82L131 81V77H134V76H132ZM155 76H154V75ZM163 74H165L164 76H163ZM174 74V75H173ZM17 75H19L20 76V78L21 79H23V80H21ZM79 75H80V77H79ZM138 75V76H137ZM158 75V76H157ZM173 75V76H172ZM195 75V74H194ZM12 76L14 77V78H18L17 80L15 79V81H13L12 79ZM27 76V77H26ZM44 76V77H43ZM48 76V77H47ZM59 76V77H58ZM64 76H66V78L64 77ZM70 76H71V78L73 79V76H74V78H75V76H77L76 77V81H75V79H71L70 78ZM168 76V77H169ZM12 79H11V78ZM26 77V78H25ZM43 77V78H42ZM64 77V79H62ZM163 77V78H162ZM40 78V79H39ZM67 78H68V84H67ZM79 78V79H78ZM164 78L167 80L166 82H165V80H164ZM29 79H31L30 81H29ZM32 79H33V81H32ZM47 79V80H46ZM49 79V80H48ZM169 79H171V80H169ZM11 80V81H10ZM28 80V81H27ZM70 80H72L71 81V84H70ZM147 80H150V79H148L147 78ZM178 80V81H179ZM187 80H185V81H183V82H186ZM16 81H18V82H16ZM23 81H25V82H27V83H24ZM32 81V82H31ZM35 81V83H33ZM50 81V82H49ZM53 81H55V83L53 82ZM60 81L61 82H63V83H60ZM73 81H75L74 82V84L72 85V82ZM130 81V82H129ZM139 81V82H138ZM162 81V82H161ZM175 81V80H174ZM10 82H12V83H10ZM17 83V86L15 85L14 86V84L15 83ZM21 82L22 83H24V84H22L21 85ZM29 82H31L32 84H30ZM43 82H44V85L42 86L41 85V83L43 84ZM88 82V83H87ZM111 84H110V83ZM126 82V83H125ZM129 82V83H128ZM163 82H164V85H166L167 87H170L171 85L172 86H175V88L176 89H173L174 87H170V90L172 89V91H170L171 92V95H167L166 93H167V91H164V85H163ZM3 83L5 84V86L3 85ZM14 83V84H13ZM38 83V84H37ZM48 85H50V86H47L46 84ZM65 83V84H64ZM85 83H87V84H85ZM108 83V84H107ZM119 83L120 84H123L124 86H119ZM131 83V84H130ZM179 83H181V82H179ZM178 83V84H179ZM6 84H8V85H6ZM19 84H20V86H19ZM40 85V86H37V85ZM54 84H56V85H54ZM79 85L78 87H80V90L79 89H77V90H79V93H77L78 91H75L74 90V88H76V87H74V85L76 86V85ZM183 84V83H182ZM181 84V85H182ZM3 85V86H2ZM27 87L26 89L27 90H25L26 91V93H27V91H28V93H30V94H24V89H25V86ZM31 85V86H30ZM61 85V86H60ZM71 85H72V87H73V90H72V88H71ZM85 85H87V87H85ZM131 85V86H130ZM134 85H141V86H143V89L145 88V90L146 91H148V93H146V91L145 90H143V93H144V91H145V93L147 94V96H143L142 94V92H141V95H138V93L136 94V95H138V97L135 95V93L133 92V91H131L130 90V88L132 89V90H134ZM158 85V86H157ZM170 85V86H169ZM180 85V84H179ZM22 86V87H21ZM24 86V87H23ZM45 86V87H44ZM67 86V87H66ZM127 86L129 87V94L127 95L126 94V96H124L125 95V92H126V90L128 91V89H127ZM138 86V87H139ZM139 87L140 88V90H141V88L142 87ZM164 86V87H163ZM9 87H11V88H9ZM33 87V88H32ZM40 87V88H39ZM68 89V91H70V93L71 92H73V93H71V94H69L68 93V91H67V89ZM133 87V88H132ZM148 87V88H147ZM31 88V89H30ZM38 88H39V90H38ZM89 88V89H88ZM109 88V89H110ZM115 88V89H114ZM124 88V89H123ZM152 88V89H151ZM9 89H11V90H9ZM13 89H15V90H13ZM42 89V91H40ZM56 89H58V90H56ZM87 89H88V93L90 92V96H88L89 94H87L86 95V91H87ZM136 89H138L137 87H136ZM135 89V91H137ZM154 89V90H153ZM163 89V90H162ZM17 90V92L19 93V91L18 90H20V91H23V93L21 92V94L19 93H15V91ZM53 90V91H52ZM93 90V91H92ZM139 90V89H138ZM169 90V89H168ZM10 91H12V92H14L13 94H15V96L18 94L19 96L16 98L15 96H10L12 93H10ZM43 91L46 93V94H44L43 93ZM55 91H57V93L60 91V93H61V95H59V94H51L52 92L54 93ZM67 91V92H66ZM110 91V90H109ZM166 92V93H164V92ZM36 92H38V93H36ZM114 92V91H113ZM138 92V91H137ZM140 92V91H139ZM151 92L153 93V95H151ZM175 92L173 91V94L175 95ZM34 93V94H33ZM43 95H42V94ZM47 93H49L48 95H51V97L52 98H50L49 99V97L50 96H47ZM63 93V94H62ZM66 93V94H65ZM92 93H94V94H92ZM144 93V94H145ZM169 93V92H168ZM5 94V95H4ZM33 94V95H32ZM69 94V97L67 96ZM78 96V97H76V95ZM79 94V95H78ZM105 94V93H104ZM140 94V93H139ZM177 94V93H176ZM30 96V98H29V96ZM44 95H46V96H44ZM53 95V96H52ZM94 97H93V96ZM96 95V96H95ZM2 96V97H1ZM23 96H25V97H23ZM63 96V97H62ZM76 97V99H75V97ZM79 96H82V97H79ZM140 96H142L141 97V100H144L146 97L148 98V100L146 99V101L147 102H149V103H151V102H153V107H152V110L150 109V113H151V115H150V120L148 121L147 120V122H148V124H147V122H146V118H148V116L149 115H147V117L145 116V112H147V111H145L144 109H145V107L146 108H148V110H149V108L151 107H149L148 105H149V103H148V105L146 104V106L144 107V102L142 103L141 102V104H143V105H141V104H139V102L141 101H138L137 99L139 98L140 99ZM155 96V95H154ZM5 97V98H4ZM11 97V98H10ZM15 97V98H14ZM19 97H21V98H25V99H21V98H19ZM37 97V98H36ZM73 97H74V99L75 100H73ZM92 97V98H91ZM172 97V98H171ZM4 98V99H3ZM8 98H9V100H8ZM12 98H14V99H12ZM27 98H29L28 99V101H27ZM42 98V99H41ZM68 98V99H67ZM71 98V99H70ZM79 98V99H78ZM96 98H97V100H96ZM108 98H110V96H108ZM176 98V97H175ZM175 98L173 99V100H175ZM12 99V100H11ZM30 99H33V100H30ZM69 100L70 99V101H68V102H65V100ZM94 99L97 101V103H96V101H94ZM104 99H106V101L104 100ZM152 99H154V98H152ZM161 99V100H162ZM3 100H4V102H3ZM15 100V101H14ZM17 100V101H16ZM20 100V101H19ZM24 102V104L23 103H21L22 101ZM39 100L42 102L43 101V103L44 104H46V105H48V106H46L45 107V105H43L41 102H39ZM50 100H53V101H55V102H53V101H50ZM81 100H83L84 102L82 103L81 102ZM90 100V101H89ZM158 100V99H157ZM157 100H155V101H157ZM163 100H162V102H163ZM168 100H170V103H171V105H170V103H168L167 101ZM30 101V102H29ZM79 103V104H83L82 105V109L81 108H79V107H81L79 104H77L76 105V103L77 102ZM8 103V102H10V103H8V104H6V103ZM13 102H14V104H17V105H20V106H18V107H15V106H17V105H14L13 104ZM31 102H32V104H31ZM76 102V103H75ZM81 102V103H80ZM106 102V103H105ZM161 102V103H162ZM167 102V103H166ZM27 103H29V104H27ZM33 103H35V105L36 104H38V105H36L35 107H34V104ZM67 103V105H69V106H67L66 105V107H65V104ZM69 103V104H68ZM75 103V104H74ZM157 103H159V102H157ZM94 105V107L93 106H91V105ZM113 105V104H115V105H113L112 107H110V105ZM131 104V103H130ZM129 104V109H132L131 108V106L132 105H130ZM152 104V103H151ZM9 105V106H8ZM39 105H41L40 106V108L39 107H37V106H39ZM75 105L79 108V109H77V107L75 108ZM99 105V106H98ZM117 105V106H116ZM162 105H163V103H162ZM165 105H163L162 107L164 108V106ZM172 105V106H173ZM14 106V108H17L16 110L13 108H11V107H13ZM28 106H30V107H28ZM50 106V107H49ZM72 106V107H71ZM84 106L87 108V115H86V112L83 114L84 115V117H82L83 115H82V112H81V110L84 112L85 111V108H84ZM167 106H165L166 108H167ZM172 106H171V108H172ZM10 109H9V108ZM24 107V108H23ZM43 107V108H42ZM59 107H61V108H59ZM65 107V108H64ZM91 107H92V109H91ZM98 107V108H97ZM121 107H123V106H121ZM154 107H155V109H154ZM4 108V109H3ZM6 108H8V109H6ZM18 108L20 109V110H22L21 111V113H20V111L18 112L17 110H18ZM21 108H23V109H21ZM31 110H30V109ZM61 109V110H63V111H59V109ZM67 108H69V109H67ZM71 108H72V110H71ZM124 108H127L128 109V107H124ZM34 109V110H33ZM41 111H40V110ZM55 109V110H54ZM84 109V110H83ZM95 109V110H94ZM97 109H99V110H97ZM114 109V108H113ZM167 109V110H168ZM43 112L42 114H43V116L44 117H41V119H40V115H41V113L39 112ZM78 110V111H77ZM91 110H93V112H94V114L92 113V111ZM100 111V112H98V114L96 113L97 111ZM103 110H104V108H103ZM133 110V109H132ZM154 110H156V113H154L153 111ZM166 110V109H165ZM166 110V111H167ZM1 111H3L2 113H1ZM9 111V112H8ZM13 111V112H12ZM17 112V114L18 115H24V117H22V116H20L21 118H19L18 117V115L16 114V112ZM26 111V112H25ZM31 111H32V113H31ZM34 111V112H33ZM37 111V112H36ZM54 111V112H53ZM56 111V112H55ZM67 111V112H66ZM69 111V112H68ZM70 111H72L71 113H70ZM91 111V112H90ZM96 111V112H95ZM130 111V110H129ZM139 111H137V112H139ZM27 112H30V113H27ZM46 112V113H45ZM53 112V113H52ZM77 112V113H76ZM131 112V111H130ZM129 112V113H130ZM135 112V111H134ZM14 113V114H13ZM22 113H24V114H22ZM34 113V114H33ZM38 113L40 114V115H38ZM59 113V114H58ZM90 113H92V114H90ZM149 113V112H148ZM15 114H16V117H15ZM28 114H30L29 115V117L31 116V118H28L27 119V116H28ZM33 114V115H32ZM36 114H37V116H36ZM44 114H46V116H48L47 114H49L50 115V117L48 116V118H47V120H46V118H45V115ZM69 114H71V115H69ZM75 114V117L73 118V115ZM78 114V115H77ZM80 114V115H79ZM98 115V116H96V115ZM100 114V115H99ZM139 114V115H140ZM147 114V113H146ZM158 115V116H160V118H161V122L160 123H158V122H156V123H153L157 118H159L158 116H155V115ZM7 115V116H6ZM13 115V117H11L10 118V116H12ZM35 115V116H34ZM89 115V116H88ZM91 115V116H90ZM26 116V117H25ZM39 116V119H36L37 117ZM61 116H62V118H61ZM20 119V120H17L18 118ZM61 118V119H59V118ZM65 117V118H64ZM67 117V118H66ZM72 117V118H71ZM78 117H80L79 119H80V121L78 120L77 121V119L76 118H78ZM85 117H86V119H87V117H89L90 118V120L88 121V120H86L85 119ZM98 119H97V118ZM10 118V119H9ZM13 118H14V121H13ZM16 118V119H15ZM24 118V119H23ZM44 118V119H43ZM68 118H70V119H68ZM81 118L83 119L82 121H84L83 123H80V122H82L81 121ZM88 118V119H89ZM21 119H23L24 121L25 120H27V121H25L26 123H24V125L22 124H20V123H23L24 121L23 120H21ZM32 119V121L33 122H31L30 120ZM43 119V120H42ZM49 119H51L52 121H53V123H52V121L51 120H49ZM56 121V123H55V121ZM57 119H58V121H57ZM76 119V120H75ZM92 119V120H91ZM28 120H29V123H28ZM46 120V121H45ZM66 120V121H65ZM86 120V121H85ZM96 121V120H98L97 121V123L99 124V120H101V121H103V122H101L100 121V125H99V127H98V125H97V123L96 122H94V121ZM133 120V121H132ZM5 121H3V122H5ZM9 122V124L10 125H8V122ZM15 121H17V123H18V125H17V123L15 122ZM20 121V122H19ZM22 121V122H21ZM37 121L39 122V123H37ZM51 121V122H50ZM62 121V122H61ZM91 121V122H90ZM116 121V120H115ZM114 121V123H113V125H115V127H114V131L116 132L117 131V137L120 139V141L121 140H123L124 138H126V135H124L123 133H124V131H125V133L126 132H128L129 131V129H131L130 131H133L134 130V126L132 127H130V128H127V126L125 125V123L123 122V123H120V121L119 122H115ZM118 121V120H117ZM156 121H158V120H156ZM160 121V120H159ZM14 122V123H13ZM37 124H36V123ZM42 122V123H41ZM43 122H45V123H47V126H51V129H53V127L54 128H56V129H53L54 131H52V133H47V132H51V131H48L47 130V132H45V129H47L46 127L47 126H45L46 124L44 123L43 124ZM50 122V123H49ZM64 122H67L66 124L67 125H65L64 126ZM88 122H90L89 124H88ZM94 122V123H93ZM142 122H144V123H142ZM29 125H28V124ZM43 124L42 126L45 128H43L44 129V132L46 133V135L47 136H43V134H44V132L39 128V127H41V124ZM52 123V124H51ZM59 123H62V124H59ZM68 123H69V125H68ZM78 123H80L81 125H79ZM86 123V124H85ZM91 123L92 124H94V126L92 125V127L94 128V129H96V130H94L90 125H91ZM118 123H120V124H118ZM13 124V125H12ZM15 124V125H14ZM33 125L34 127H35V129H34V127L33 126H30V125ZM35 124V125H34ZM74 124H76V126L74 125ZM83 124H84V126H83ZM135 124H133V125H135ZM37 125V126H36ZM39 125V126H38ZM64 126V128H63V126ZM87 125V126H86ZM89 125V126H88ZM97 127H96V126ZM107 125H109V124H107ZM126 127H125V126ZM161 125H158V126H161ZM13 126H16V128H18L19 127V129H17V131H16V128L14 127V130H15V132H17V133H14V130H13ZM69 126H72V127H69ZM77 126H78V128H77ZM110 126V125H109ZM111 126H112V124H111ZM130 126V125H129ZM128 126V127H129ZM66 127H67V130H66ZM84 127V128H83ZM85 127H86V129H85ZM96 127V128H95ZM127 129H125V128ZM38 128V129H37ZM42 128V127H41ZM59 128V129H58ZM68 128H70V129H68ZM87 128H91V129H89V130H91V131H89ZM107 128L109 129V131H110V129L112 130L113 129V127H108L107 126ZM106 128V129H107ZM116 128L118 129V130H116ZM123 128H124V130H123ZM142 128V127H141ZM8 129H9V133L7 132L8 131ZM11 129V130H10ZM22 129H25V132H22ZM50 129V128H49ZM64 129V136H63V132H62V130ZM101 131L100 133H99V131ZM138 129H139V127H138ZM38 130V133L36 132V131ZM56 130V131H55ZM58 130H60L59 131V135H57V137H59V142H61V143H59L58 142V140H56L55 141V137H56V134H58ZM73 131V133H71L70 131ZM80 130V131H79ZM83 130H85L84 132L86 133V136H85V133H83ZM86 130H87V132H86ZM98 133H97V132ZM10 132H13L12 134V136L13 137H15L14 138V140L15 141H17V139H18V142H15V141H13V137H12V139L11 140H9V139H7L6 138V136L9 138L10 137ZM35 132H36V136L34 137V135H35ZM41 132V133H40ZM54 132V133H53ZM68 132V133H67ZM80 132H82L81 133V135L80 136H82V137H80V138H82V140H80V139H78L79 138V133ZM26 133V134H25ZM43 133V134H42ZM56 133V134H55ZM65 133L67 134V135H65ZM71 133V137H70V135L68 136V134H70ZM76 133H78V134H76ZM7 134V135H6ZM10 134V135H9ZM17 134V135H16ZM24 135L25 134V138H23L22 137V140L20 139L21 138V135ZM31 134H32V136L33 137H29V135L31 136ZM52 134L54 135V136H52ZM87 134H88V136L89 135H92V136H90V137H92V138H88V136H87ZM100 134V135H99ZM120 134H123V135H120ZM5 137H4V136ZM14 135H16V136H14ZM42 135V137L43 138H39V140H38V136L40 137ZM45 135V134H44ZM50 135V136H49ZM61 135V136H60ZM105 135V136H104ZM27 136V137H26ZM67 136H68V138H67ZM100 136V137H99ZM10 137V138H11ZM47 137H48V141L49 142H53V145H55L54 147L52 146V143H49V142H46V140L45 139H47ZM49 137H54L53 139L51 138V139H49ZM62 137H64L63 139H64V141H61V138ZM120 137H123V138H120ZM27 138V139H26ZM35 138V139H34ZM45 138V139H44ZM84 138H86L85 139V141H87V142H84ZM109 140H108V139ZM0 139V140H1ZM26 139V140H25ZM30 139H32V140H30ZM35 141H34V140ZM43 139V141H45L44 143L45 144H43V141H40V140H42ZM62 139V140H63ZM108 140L106 143H104L105 141H103V143H102V141H100V140ZM38 140V141H37ZM125 140H127V138L126 139H124V142L126 143L127 141H125ZM5 141V142H4ZM11 143V141H12V145L11 144H9V142ZM55 141V142H54ZM66 141V142H65ZM69 141V142H68ZM77 141V142H76ZM14 142V143H13ZM33 142V143H32ZM40 142H41V144H40ZM63 142V143H62ZM88 142H90V143H88ZM123 142V143H124ZM6 143H7V145H6ZM21 145H19V144ZM38 143V144H37ZM49 143V144H48ZM56 143H58L57 145H56ZM65 143V144H64ZM77 143V144H76ZM79 143H80V145H79ZM108 143V144H107ZM112 145H111V144ZM48 144V145H47ZM62 144V145H61ZM69 144H71V146L69 145ZM109 144H110V147H109ZM127 144H128V142H127ZM126 144V145H127ZM8 145H9V147H8ZM18 145V146H17ZM24 145H25V147L27 148H25L24 147ZM30 145H32V148L30 147ZM59 145V146H58ZM69 145V146H68ZM74 145H76V147H74ZM79 145V146H78ZM82 145V146H81ZM90 145V146H89ZM92 145H93V147H92ZM104 145V146H103ZM108 145V146H107ZM43 147V149H40L41 147ZM48 146H50V147H48ZM58 146V147H57ZM82 147V149H81V147ZM107 146V147H106ZM125 145H123V147H124ZM17 147H20V148H17ZM22 147V148H21ZM47 147L48 148H55V149H49V150H46L47 149ZM104 147H106L105 149H104ZM144 147H146V148H144ZM12 150L13 148V153H12V155H8V153L7 152H11V150ZM15 148H17L16 150H17V152H15L16 150H15ZM24 148L26 149L25 151H24ZM45 148V149H44ZM70 148V149H69ZM85 148V149H84ZM113 148V149H112ZM124 148H127V147H124ZM153 149V151H152V157H151V150ZM6 150V149H8L7 151H5V153L2 151V150ZM18 149H20V150H18ZM63 149V150H62ZM146 149V150H145ZM22 150V151H21ZM34 152H32V151ZM79 150V151H78ZM80 150H82V151H80ZM106 150V151H105ZM112 150L114 151V152H112ZM121 150H123V151H121ZM145 150V151H144ZM158 150V151H157ZM2 151V152H1ZM20 151H21V153H20ZM37 151V152H36ZM40 151H42L43 153H40ZM63 151H65L64 153H63ZM69 151H71V152H69ZM74 151H75V153H74ZM83 151H85V152H83ZM94 151H95V153H94ZM129 151V152H128ZM15 152V153H14ZM69 152V153H68ZM85 153L84 155H83V153ZM93 152V153H92ZM146 152V153H145ZM160 152V153H159ZM6 153H7V155H8V157H7V155H6ZM21 154V156H19L20 154ZM82 153V155H80ZM87 153H89L88 155H87ZM97 153H98V155H97ZM100 153H101V156H100ZM123 153H126L127 154V156H129L128 158L131 160V161H133V162H131L130 161V163H132L134 166L131 168V166H129L130 165V163H128V165H127V163H126V165L128 166H124L123 164H121V163H124L123 161H125V162H127V159H126V157L124 156V154ZM131 153V154H130ZM13 154H14V156H16L17 158L19 157H21L20 159H19V161L21 162H19L18 161V159L17 158H15L14 156H13ZM16 154H19V155H16ZM48 154V155H47ZM77 154V155H76ZM91 154V156H89ZM145 154V155H144ZM155 156H154V155ZM3 155V156H2ZM23 155H24V157H23ZM45 155V156H44ZM47 155V156H46ZM51 155H52V157L54 156V158H52L51 157ZM74 155H75V157H74ZM147 155V156H146ZM163 155V156H162ZM11 156H13L12 158H11ZM81 156V157H80ZM88 157V158H86V157ZM93 156V157H92ZM98 156V157H97ZM132 156V157H131ZM149 156H150V158H149ZM154 156V157H153ZM77 157H79V159L77 158ZM99 157H101L102 159H100ZM121 157H123V158H125L124 160H121V159H123V158H121ZM155 157H157L156 159H153V158H155ZM15 158V159H14ZM56 158V159H55ZM72 158H74L75 159V161L76 162H74V160L72 159ZM78 159V161H77V159ZM83 158V159H82ZM98 158V159H97ZM121 158V159H120ZM149 158V160H147ZM169 158V157H168ZM10 159V160H9ZM53 159H55V160H53ZM81 159V160H80ZM89 159H91V160H89ZM146 159V160H145ZM153 161H152V160ZM159 160V163H158V160ZM161 159V160H160ZM14 160V161H13ZM15 160H16V162H15ZM120 160H121V162H120ZM139 160V161H138ZM165 160V161H164ZM22 161H23V163H22ZM29 161L31 162V164L29 163ZM34 161H36V165L38 166V164L40 165V166H36L35 165V163H34ZM100 161V163H98ZM118 161V162H117ZM144 161H145V163L148 161V165L151 163V164H153V165H149V166H154V169H156V171H154V169H152V168H150V167H148V165H147V163L145 164L144 163ZM154 161H156V163L154 162ZM67 162H68V164H67ZM74 162V163H73ZM128 162H129V160H128ZM155 164H154V163ZM16 163V164H15ZM27 163H29L30 165H28ZM38 163V164H37ZM42 163V164H41ZM43 163H45L44 164V167L45 168H43ZM50 165V166H48V164ZM53 163H55V164H53ZM65 163V164H64ZM76 163H77V165H76ZM7 164V165H6ZM19 164V165H18ZM21 164V165H20ZM23 164L26 166V168H25V166H23ZM27 164V165H26ZM67 164V165H66ZM109 164V165H108ZM125 164V163H124ZM157 164V165H156ZM162 164V165H161ZM7 167H6V166ZM143 165H145L144 167H143ZM159 165V166H158ZM4 167V168H2V167ZM10 166V167H9ZM16 167V166H18V168H11V167ZM20 166H22V167H24V168H22V167H20ZM31 166H33V167H31ZM36 168H35V167ZM46 166H48V167H46ZM56 166H58L59 168H57ZM141 166V167H140ZM51 167V168H50ZM83 167H85V168H83ZM127 167V168H126ZM7 168H10V169H7ZM21 168V169H20ZM29 168H30V170H29ZM34 168V169H33ZM38 168V169H37ZM40 168H41V170H40ZM47 168V169H46ZM55 168H56V171H55ZM131 168V169H130ZM134 168V169H133ZM141 168H142V170H141ZM146 168V169H145ZM4 169H6V170H4ZM16 169V170H15ZM18 169H19V174L17 173V171H18ZM38 170V171H36V170ZM43 169V170H42ZM46 169V170H45ZM82 169H85V171H83ZM135 169H136V171H135ZM147 169H150V170H147ZM8 170H10V171H8ZM13 170V171H12ZM20 170H23L22 172H26V170H28V172H24V174L23 173H21V171ZM34 172H33V171ZM64 170V171H63ZM133 170H134V172H133ZM147 170V171H146ZM162 170V171H161ZM29 171H30V174H29ZM45 171H47V172H45ZM61 171V172H60ZM124 173H123V172ZM139 172V174H138V172ZM142 171V172H141ZM149 171V172H148ZM152 171H154V173H153V177H155L156 176V174H155V172L157 173V177L156 178H158V176L162 173L163 174V172H164V176L165 177H167V178H165L166 180L168 179V180H170L169 181V183H168V181L165 183V179H164V177L162 176L161 178H163V180L162 181H160L161 182V184H163L162 182L164 181V185L165 184H167V185H160L159 187H160V190L162 191L161 193L159 192L160 190H159V188H156V187H154V186H157L158 187V185H155V184H157V183H159L160 184V182H159V180L158 181H156L155 179L156 178H154L153 179V177H152V175H149V177H148V174L150 173V174H152ZM160 172L159 174H158V172ZM13 172V173H12ZM32 172V173H31ZM39 172H41V173H39ZM46 173L47 175L45 176V174H43V173ZM60 172V173H59ZM65 173L64 174V179L61 177V176H63V173ZM84 172V173H83ZM148 172V173H147ZM5 173V174H4ZM12 173V174H11ZM14 173H17V174H14ZM37 173V174H36ZM52 173H54V174H52ZM146 173H147V175H146ZM23 174V175H22ZM41 174V175H40ZM43 174V175H42ZM60 174H62L61 176H60ZM126 174H128V175H131L132 177H129L128 175V177L131 179H134L132 182H134V185H135V187H137L136 189H137V191L139 192V190L140 191H144V193L142 192V193H140L139 192V194L138 193H136V191H134V190H136L135 188L134 189H132L134 186H133V184H132V182H131V185H130V183H129V181H130V179L126 176ZM8 176V177H11V179L13 180V176L14 175H16V176H20V178L22 179H20L19 178V176H18V178L17 177H15V178H17V179H15L14 178V181H12L11 179H9L8 177H5V176ZM24 175H25V177H24ZM34 175H35V177H34ZM38 175V176H37ZM127 177V178H125V176ZM50 176V177H49ZM52 176L54 177V176H56V180H55V178H53L52 179ZM78 176V177H77ZM5 177V178H4ZM48 177V178H47ZM149 178V181H150V183L152 182V180L155 182L154 183V185L151 183V184H149V182H145L146 180H148V179H146V178ZM41 178V179H40ZM47 178V179H46ZM51 178V179H50ZM60 178H62L61 179V181H62V184H61V181H59L60 180ZM141 178H143V182H144V184L142 183V179ZM7 179V180H6ZM25 179V180H24ZM28 180V182H26L27 180ZM37 179H39V181L37 180ZM46 179V181H45V185H44V182L42 181V180H45ZM59 179V180H58ZM158 179H160V177L158 178ZM36 180V181H35ZM50 180V181H49ZM51 180H53V181H51ZM125 180H127V181H125ZM145 180V181H144ZM161 180V179H160ZM9 181V182H8ZM12 181V182H11ZM65 181V182H64ZM139 182V184L140 185H142L141 187H143L145 184V189H143V188H141L140 186H139V184H138V182ZM26 182V185H27V183H29L28 185L30 186H32V188H30L29 186H25V183ZM42 184H41V183ZM47 182H49V183H47ZM53 182V183H52ZM54 182H56V183H54ZM58 182H60V184L61 185H63V187L62 188H59V186H61L60 184H57ZM33 183V184H32ZM65 183V184H64ZM125 183H127V185L125 184ZM129 183V184H128ZM14 184V185H13ZM16 184V185H15ZM17 184L21 187V188H23V189H20V187H19V189L17 190V188L16 187H18L17 186ZM40 184V185H39ZM49 184H51L50 186H49ZM148 184V185H147ZM10 185L11 186H15V188H13V187H10ZM42 185V186H41ZM47 185V186H46ZM140 187H138V186ZM0 186V187H1ZM148 186H152L151 187V189L148 187ZM33 187H34V191H33ZM46 187H48L49 189L47 190V188ZM54 187V188H53ZM89 187V188H88ZM29 189V190H27V189ZM92 188V189H91ZM129 188V189H128ZM153 188V189H152ZM170 188V187H169ZM0 189H4V188H0ZM10 189V190H9ZM25 189V190H24ZM40 189H42V190H40ZM56 189V190H55ZM89 189H91V190H89ZM156 189H157V191H156ZM15 190V191H14ZM17 190V191H16ZM25 192H27V193H23L24 191ZM27 190V191H26ZM46 190V191H45ZM50 190H52L53 192H57L58 191V193H53L52 191H50ZM64 191V192H62V191ZM134 192H132V191ZM14 191V192H13ZM50 191V192H49ZM89 191V192H88ZM146 191H148V193L146 192ZM4 192V193H3ZM15 192H18V194L16 195V198H14V196H15ZM34 192V193H33ZM52 192V193H51ZM86 192H87V194H86ZM159 192V193H158ZM164 192H166V194L164 193ZM31 194V195H33L34 197H33V200H32V197H31V195H30V197H31V199H29L30 200V202H28V197L27 196H29L28 194ZM36 193V194H35ZM90 193V196L88 195ZM22 196V195H26L25 197L27 198L26 200H24L23 198H21L20 197V195ZM47 195L46 197L44 196V195ZM55 194V195H54ZM57 194H59L58 196H57ZM141 194V195H140ZM144 194V195H143ZM168 194V195H167ZM88 195V196H87ZM135 195V196H134ZM138 195H139V197H142V198H140V200L138 199ZM160 195V196H161ZM8 196V197H7ZM17 196H19V197H17ZM38 196L40 197L41 196V198H38ZM48 196H49V198H51L50 200L48 199ZM52 196H53V198H52ZM152 196V197H151ZM10 197V198H9ZM37 198V199H35L34 200V198ZM44 197V198H43ZM144 197V198H143ZM12 198H14V201H13V199ZM22 199V200H19V199ZM60 198L62 199V200H60ZM137 198V199H136ZM149 198V199H148ZM151 198V199H150ZM18 201H17V200ZM46 199V200H45ZM52 199H54V201L52 200ZM64 199H65V202L63 203V201H64ZM44 200V201H43ZM47 200H49V201H47ZM51 200H52V202H51ZM60 200V201H59ZM144 200H146L145 202H144ZM5 201H6V203H9V204H6L5 203ZM20 201H21V203H22V205H21V203H20ZM39 201V202H38ZM40 201H42V203L43 204H41V202ZM10 202H12V204L10 203ZM14 202H17V204L15 205V203ZM37 202H38V204H37ZM56 202H57V204H56ZM142 202V201H141ZM4 203V204H3ZM18 203H19V205H18ZM23 203H25V204H23ZM27 203H28V205H33V203H35V207L36 208H38V209H36L35 210V212H36V215H35V212H34V207L32 208V207H30V206H28L27 205ZM31 203V204H30ZM67 203H68V205L69 206H67ZM37 204V205H36ZM39 204H41V207H40V205ZM54 204V207L53 206H51V205H53ZM60 204V205H59ZM8 205H9V207H8ZM13 207H12V206ZM23 205H24V207H23ZM26 205L28 206V207H26ZM38 205H39V207H40V209H39V207H38ZM44 205V206H43ZM49 205V206H48ZM55 205H57V206H55ZM135 205H136V208H135ZM10 206L12 207V208H10ZM21 206V207H20ZM34 206V205H33ZM43 206V207H42ZM66 206V207H65ZM29 207H30V209H29ZM56 207H59V210L56 208ZM61 207H62V209H61ZM63 207H65V208H63ZM6 210H5V209ZM11 209L12 210V212H11V210H9V209ZM67 208V209H66ZM4 209V210H3ZM15 211H14V210ZM33 210V212H31L32 210ZM65 209V210H64ZM28 210H29V212H28ZM45 211V212H43L42 213V211ZM49 210V211H48ZM60 210H64V211H61V212H57V211H60ZM5 211H6V213H5ZM8 211H10V212H8ZM47 211V212H46ZM51 211V212H50ZM55 211V212H54ZM136 211V210H135ZM22 213L21 214V216H20V213ZM62 212H65V213H62ZM66 212L67 213H69V215L70 216H66ZM133 212V213H132ZM9 213H10V215H9ZM13 215H12V214ZM30 213L32 214L33 213V215H35V216H33V215H31V216H29L30 215ZM41 213H42V215H41ZM45 213V214H44ZM57 213V214H56ZM61 213V214H60ZM75 213H77L76 214V216L74 215V216H72V214H75ZM16 214V215H15ZM134 214V215H133ZM28 217V218H26V216ZM41 215V216H40ZM44 215H46V216H44ZM12 216V217H11ZM15 216V217H14ZM33 216V218H34V220H32L31 219V222L29 221L28 223H27V221H25V219L26 220H28L29 218H31ZM54 218H53V217ZM60 216V217H59ZM67 218H69V219H71V218H77V220L74 218L73 220L71 219V220H68V218H67V222L66 221H64V219H65V217ZM14 217V218H13ZM16 217L18 218L17 220H16ZM22 217H24V220H23V218ZM59 218V219H58ZM79 218V219H78ZM13 219H15V220H13ZM54 219V220H53ZM162 218H160V222H162V220H161ZM9 220V221H8ZM12 220V221H11ZM30 220V219H29ZM36 220V222H38V223H36V222H33V221H35ZM63 221V222H62ZM14 222V223H13ZM35 223L34 225H33V223ZM10 223V224H9ZM32 223V225L30 226V224ZM61 224V225H60ZM143 224V225H142ZM8 225H10V227L8 226ZM36 225V227L34 228L33 226H35ZM63 225V226H62ZM14 226V227H13ZM30 226V227H29ZM173 226V225H172ZM172 226H171V228H172ZM7 227V229L8 230H6L5 228ZM13 227V228H12ZM34 228L35 230H32L31 228ZM9 228H10V230H9ZM168 228H170V226L169 227H167L166 228V230L164 229L163 230V232L165 233L167 230L169 231V230H171V228L170 229H168ZM0 229V230H1ZM14 229V230H13ZM7 231V232H6ZM10 232V233H9ZM4 233H5V235H4ZM12 236H11V235ZM74 234V235H73ZM166 234V236H167V232L165 233ZM1 235H3V237L1 238ZM10 237H9V236ZM4 236H5V238H4ZM70 236V237H69ZM71 236L73 237V238H71ZM7 237V238H6ZM166 238H168V237H166ZM2 243H4V245L3 246H1V244ZM4 248V249H3ZM177 253V254H176ZM174 255V257H175V259H177V262L179 261L180 262V260H178V259H180L182 256H183V254L185 253V252H183V254H182V251H179V252H176ZM180 253V255H178ZM180 257V258H179ZM191 264H196L195 262L194 263H191Z\"/></svg>",
  "mask_w": 264,
  "mask_h": 264
}]
</instances>
